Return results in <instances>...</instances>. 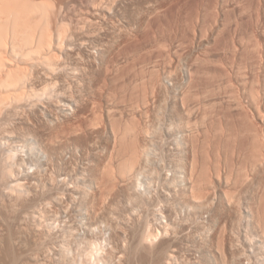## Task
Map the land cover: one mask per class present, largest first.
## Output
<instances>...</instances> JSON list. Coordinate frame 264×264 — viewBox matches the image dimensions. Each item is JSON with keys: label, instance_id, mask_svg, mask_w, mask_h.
Returning <instances> with one entry per match:
<instances>
[{"label": "bare ground", "instance_id": "obj_1", "mask_svg": "<svg viewBox=\"0 0 264 264\" xmlns=\"http://www.w3.org/2000/svg\"><path fill=\"white\" fill-rule=\"evenodd\" d=\"M82 1V0H81ZM85 1H87V0H85ZM84 1V4L82 3V2H79V1H77V0H0V142L2 141V140H8V141H10L12 138H13V142H14V139L16 138V137H23L22 139L24 140V139H26V138H28L29 140H32V144H31V146H29V145H26V143H28V142H26L25 140L24 141H22L21 140V138H20V140L22 141V145H23V142H24V145L25 146H28L27 148L28 149H30L29 147H31V150H34V151H36V150H39V152H38V154L40 153V155H38L37 154V152H36V154H37V156L38 157H40L41 155L44 157L45 155H46V157H48V158H51V161L52 160H56L57 161V158H58V161L59 160H61V156L63 155V157L65 156L64 155V152H65V150H67V148H71V149H74V150H72V151H75V150H77V152H74L73 154H75V153H77L76 154V156L78 155V153H80V152H82V151H86V153H87V150L89 151L90 149H92V150H95V149H97V150H95L94 151V153H95V155H96V152L97 151H100V150H98L99 148H101L100 146H102V145H100L101 144V140H102V142H106V144H109L108 146H110L111 147V152H110V154H108L107 153V150L106 149H104V150H106V155H105V153L103 152V155H102V157L101 156H99V155H93V154H91V155H89V153L87 154V156L86 157H83V158H87V160L89 161V159H88V156L89 157H92V156H95V157H93V159H90V161L91 162H89V163H84V164H88V166H86V168H85V170L84 171H86V173H89V177L91 178V184H93V185H95V188H96V190H95V188L93 189V187H91V184L89 183V184H87L88 182H89V180L88 179H86L85 178V175H86V173L84 174L83 173V171H81V170H83V169H81L80 171L84 174H82L81 172H80V174H82V176L80 175L79 177H80V179H82V181L84 182V180L86 179V180H88V182H86V180H85V183L87 184V186L89 185L92 189L90 190L89 188H87V186L85 187L84 186V189H83V187H81L80 185L81 184H79L80 182L78 181L79 180V178H78V185L80 186V188H82L83 189V191H80L79 189L77 190L76 189V187H75V190H77V191H79V192H81V193H83L86 197L88 196V194H89V192L88 191H90L91 193H92V191L93 190H95V191H93V192H95L92 196H90V197H92L91 198V200L90 199H85V201L86 200H88L89 202L91 201V203H89V204H87V201L85 202V204H87L88 206H93V207H95V209H93V210H91V209H89L90 207H88L87 205V209L88 210H86V211H88L87 213H88V215H87V213H86V211H82L83 212V214H85L86 213V215L89 217V219H88V221H89V224L87 225V223L85 224L84 223V226L86 225L87 226V228H86V226L85 227H82V228H85V231L84 232H86V229H87V232L88 233H85L84 235H83V239H82V237L80 238V236H79V238H80V241L82 242H84L85 243V241L86 240H88V239H86V240H84L85 238V235H87L86 237H88V234H89V237H91V239H93V240H89V246L91 247V253H92V255L97 251V252H99L100 254H101V250H105V252H106V250H107V248L105 249H102L104 246H102L101 244H103V238H102V240H101V244L98 242L99 240L98 239H100V235H98L99 233H101L100 231H98V230H101L102 228H104L108 233H111L110 231H112L114 228H112V226L113 225H111V227H110V225H109V227H108V224H109V222H108V224H106L105 225V223L106 222H104V221H106L105 219L103 220V221H99V220H102L101 218H107V219H109V214H107L106 212V216L104 215V213L102 212V213H100L102 210L103 211H105L104 209H101L100 211H99V209L100 208H105L104 206L106 205V203L108 202L107 201V198H108V200H109V197L108 196H111V194L114 196V194H113V192H116V190H120V191H118L119 193L123 190H128V192H129V195L130 196H128V194H127V197H126V199H129V200H126L127 202L129 201V204H131L130 202H134L135 203V201H136V199H137V201H138V196H141L142 194H144L145 193V189H146V193H147V191H149V190H147V187H145V188H142V189H144V191H142V192H140V189H141V187H143V186H145V184H144V182L146 183L147 182V180L149 181V180H153V178L156 176L155 174L156 173H159L161 170H159V171H157L156 172V170L157 169H159V167H160V169H161V167L162 168H164L165 169V167H164V165L163 166H159L156 170H152V168L153 169H155L154 168V166H152V164L154 163L153 162V160L154 159H158V158H154L153 160L152 159H150V158H152V154H154L153 153V148L155 149L156 147H154V145H158V141H160V140H158L157 141V139L154 141V143L157 141L158 143H153V141H152V137L153 136H155V135H158L159 133L158 132H160V130L159 129H157V130H159L158 132H157V130H156V132L154 131V127L156 126V121H155V123H153V125H154V127L152 128L153 129V131L154 132H152L151 130V127H152V125H149V126H151L150 127V129L148 128V123H149V121H148V118L150 117V115L148 114V110L149 109H147L146 110V107L148 108V106L147 105H150V102H153L154 104L155 103H160V102H162L161 101V97L159 98L160 99V101H159V99H157L159 102H157V100H156V102H155V97H156V95H164V96H166L167 98L168 97H171V92H175L174 94V97L172 96L170 99H171V101L172 102H170V100H169V103H168V101H167V99H166V101H167V103L168 104H170V103H172V105H171V107H172V109H171V107L169 108L168 107V109H171V111L174 113V112H177V114H175L177 117H178V115H180V121H181V115H182V117H184V115H185V118H187L186 119V121H188L189 123H190V121L192 120L191 119V117H192V114L193 113H191V111L193 110L194 111V109H192V107H189V104H188V107L189 108H191V109H188L187 110V108H185V105H187L186 104V102L187 101H189V103L191 104V102H193V101H195V82L197 83L198 82V84L201 82L200 80H196V77H197V75H196V72H195V65L196 66H199V65H201L200 63L202 62V59H201V62L200 61H197V63L195 64V47H197V46H195L196 45V43L198 44H202L203 43V46H205L206 45V42H205V45H204V40H202V39H204L203 37H200V38H198L197 37V32L195 33V16L193 15V11H192V13L190 12V10H192V9H190V10H187L186 9V11L184 10V9H182V8H184V7H182L183 5L181 4L182 2H180V1H184L185 2V0H180V1H175V3H176V6H177V10H180V12L182 11V14H186V12L188 13V11H189V14L191 13V16L193 15L194 17H191L190 16V18L188 17V15H187V17H184V16H186V15H184L183 17V20H184V22H186L187 24H188V30H187V24L185 23V27H186V29H184L185 27H183V32L186 30L187 32H186V34L185 33H177V31H176V33L177 34H180L179 35V37L180 36H184L185 38H181L182 39V41L185 39L186 41H188V42H184V44L182 43V41H181V43H179L180 41V39L178 40V41H176V42H178L179 43V45H178V43H176L175 41V43L177 44L176 46H177V48L178 49H176L175 47H172L171 46V48H175V50H177V51H174L173 49H170V45H169V53L172 55L173 53H171V50H173L174 51V55L177 57V61L175 62V60L173 59V58H175V56L173 57V58H168L169 60H172V61H170L171 63H169V65H167V66H169V69L168 70H166V71H164L162 74H164V75H162L161 74V71H159L158 69H156V68H153L152 70H150V73L146 70V69H142V68H140V69H142L141 70V74H142V76H146V75H144L146 72H148L150 75V78L147 80V81H141L140 83H138V81H136V83H134L133 82V80L134 79H132V82L129 80V82H130V84H127L128 83V81H126V82H124L123 83V85L120 83V86H122V87H120L119 85V87H120V91H121V93H122V96H123V93H125L127 96H128V93L131 95L130 96V99L132 100V101H134L136 104H137V106L132 110V111H130L129 113H128V117H126V118H124V115H123V112L122 111H120L119 110V106H118V104L113 100V98L114 97H116V85H115V82L118 80V78L119 79H123V81H125L124 79H129V78H127L126 76H128V75H130L131 76V74L133 73V72H131V70L133 71V69L135 68L133 65V62H135V60H136V58H140L141 56H142V52L145 50V43L146 42H148V40L146 41L145 40V37H144V32H149V31H146L147 29H149V28H152L153 27V25L155 24L156 25V27H159V29L160 28H162V27H165L166 26V21H164V19H167L166 18V16L168 15V11H170L169 9L170 8H172L171 9V11L173 10V9H175L176 8V6H175V8H173L172 6H173V4H174V1L173 0H88L87 2H85ZM173 1V2H172ZM187 2H188V0H186ZM193 1V0H192ZM199 1V0H198ZM202 0H200V2H201ZM262 1V0H261ZM191 2V1H190ZM204 2V1H203ZM80 3H82V6H81V4ZM173 3V4H172ZM178 3V4H177ZM262 3H264L263 1H262ZM172 4V5H171ZM181 4V5H180ZM183 4H185V3H183ZM193 5H194V3H192ZM191 4V5H192ZM80 5V6H79ZM175 5V4H174ZM186 5V4H185ZM219 5H221V9H220V11L221 12H223L224 11V9L226 8V2H225V0H215L214 1V5H213V11H214V13H213V11H212V13L215 15V14H217V15H215V17H213L214 18V20H215V25H217V27L218 26H222L221 24L222 23H217L218 22V20L217 19H215V18H217L218 17V13H219ZM169 6H171V7H169ZM190 7V6H189ZM188 7V8H189ZM167 8H169L168 9V11H167ZM187 8V7H186ZM165 9H166V12L167 13H165ZM176 10V9H175ZM176 10V11H177ZM227 10V9H226ZM225 10V11H226ZM224 11V12H225ZM179 11H177V14L178 13H180ZM195 12V11H194ZM223 12V13H224ZM171 13V12H170ZM169 13V14H170ZM177 14H175L174 15V10H173V14L171 13V15H174V16H176ZM181 14H179V16H180ZM169 16V15H168ZM174 16H172L173 18H171L170 17V19H172V21L174 22V23H176L177 22V28H179L178 27V25L180 24H178V21H176L177 20V18H179V16L177 17L176 16V19L174 18ZM164 18V19H163ZM191 18H192V20H191ZM168 19H169V17H168ZM174 19V20H173ZM179 20V19H178ZM251 20H252V18H251ZM169 21V20H168ZM180 21V20H179ZM180 22H182V20L180 21ZM183 22V23H184ZM191 23V24H190ZM253 23V22H252ZM167 24H168V22H167ZM170 24H171V22H170ZM255 24V23H254ZM169 25V24H168ZM166 26V27H170V26ZM175 25L176 24H174V25H171L172 27H170V31H171V28H172V30H175ZM194 25V26H193ZM224 25V24H223ZM173 26L175 27L174 29H173ZM181 26H182V24H181ZM155 27V26H154ZM136 29V31H135V29ZM176 28V29H177ZM164 29V28H163ZM166 30H164L165 31V33L167 34L168 32H170V31H168V29L167 28H165ZM150 30V29H149ZM180 30H181V27H180ZM179 30V31H180ZM155 31V30H154ZM159 32H161V33H163V31H160V30H158ZM168 31V32H167ZM182 31V30H181ZM180 31V32H181ZM151 32H152V30H151ZM173 32V31H172ZM171 32V33H172ZM156 32H154L153 34H151V35H154ZM165 33H163V34H165ZM176 33H174V34H176ZM162 34V35H163ZM165 34V35H166ZM170 33H168V35H169ZM176 34V35H177ZM219 34V33H218ZM142 36L143 35V37H139V36ZM156 35V34H155ZM157 35H159L160 36V33L158 34L157 33ZM161 35V36H162ZM206 35V34H205ZM204 35V36H205ZM150 35H148V37H149ZM171 36H172V34H171ZM178 36V35H177ZM201 36H203V35H201ZM153 37V36H152ZM175 37V40H177V38H176V36H174ZM173 37V38H174ZM178 37V38H179ZM210 37V36H209ZM212 37V36H211ZM210 37V38H211ZM215 37V36H214ZM165 38V37H164ZM167 38V37H166ZM169 38V37H168ZM213 38V37H212ZM149 39V38H148ZM170 39V38H169ZM206 39V38H205ZM151 40H153V39H151ZM150 40V41H151ZM167 40V39H166ZM165 40V41H166ZM184 40V41H185ZM155 41H156V38H155ZM168 41V40H167ZM209 41H212V39H208V42ZM145 42V43H144ZM143 43H144V45H143ZM149 43V42H148ZM151 43H152V41H151ZM161 44H163V42L161 41L160 42ZM210 43V42H209ZM166 45V44H165ZM172 45H173V40H172ZM163 46H164V44H163ZM162 46V47H163ZM202 46V45H201ZM207 46V45H206ZM205 46V47H206ZM146 47H148L147 45H146ZM167 49H168V47L167 46H165ZM164 48V47H163ZM166 48H164V50L166 49ZM199 48V47H198ZM203 48V47H202ZM144 49V50H143ZM166 49V50H167ZM189 50V52L190 53H187V54H184V50ZM258 47H256V49H255V51H254V53H253V55H255L254 56V58H256L257 56H258ZM151 50V49H150ZM150 50H148L149 52H150ZM165 50V54L167 55H169V53H167L168 51H166ZM179 50H181L180 51V53L181 52H183V54L181 53H179ZM183 50V51H182ZM148 51H146V52H148ZM172 51V52H173ZM154 52V51H153ZM163 52V51H162ZM185 52H187V51H185ZM244 52H246L247 53V55H249V50L247 49V48H244ZM144 53V52H143ZM147 55H150V54H146L145 53V55L143 54V60H144V56H147ZM153 55V54H152ZM151 55V56H152ZM171 55H170V57H171ZM150 58V57H149ZM138 60H140V59H138ZM142 60V59H141ZM146 60V59H145ZM206 61L207 60H203V62L204 63H206ZM198 62H199V65H198ZM136 64V63H135ZM137 67V66H136ZM199 68H201V67H199ZM138 69V68H137ZM146 70V71H145ZM135 71V70H134ZM183 71V72H182ZM130 72V73H129ZM137 72V71H136ZM139 72H140V70H139ZM147 73V74H148ZM204 73L206 74L207 72H204L203 71V73H200V69L198 70V77H199V75L201 74L202 76L204 75ZM135 74V73H134ZM124 76V77H123ZM134 76V75H133ZM132 76V77H133ZM136 76V75H135ZM137 76H138V74H137ZM140 77H141V75H140ZM198 77H197V79H198ZM117 78V79H116ZM201 77H199V79H200ZM145 79V78H144ZM119 81V80H118ZM117 81V82H118ZM135 81V80H134ZM97 83V82H101V84L102 83H104L106 86L108 85V83L109 84H111L110 86L112 87V85H114V90H115V94H114V90L111 88V91L113 92V95H112V93L111 92H109V90H108V86H107V92H109V93H111V94H109L108 95V93L106 94V95H103L105 92L100 88V87H97V89L98 88H100V90H102L103 91V93L101 94V93H99V95L97 94L98 92L95 90L96 88L94 87V85H97V84H94V83ZM94 84V85H93ZM101 84L99 85V86H101ZM106 86H101L102 88H105ZM109 86V87H110ZM117 86V87H118ZM106 89V88H105ZM110 89V88H109ZM100 90H98V91H100ZM117 90H119V89H117ZM119 91V92H120ZM95 92H97L96 93V95L95 94H92V93H95ZM101 92V91H100ZM120 93V94H121ZM94 95V96H96L97 97V95H98V97H101L102 95L103 96H107V101H105V97H103V98H105L104 99V102H106V108H105V111H103V109H101L100 110V103H102L103 105H104V102H99V103H97L98 101H96V100H94V101H92V100H90L89 98L87 99L88 101L90 100V101H92L93 102V105H90L89 106V102L86 100V97L87 96H92V95ZM169 94H170V96H169ZM168 95V96H167ZM93 97V96H92ZM129 97V96H128ZM250 97H251V99H252V101H253V108L255 109V113L257 114V112H258V98H259V94H258V92L254 89V90H252L251 91V95H250ZM102 98V97H101ZM103 98H102V100H103ZM156 98H158V96L156 97ZM165 98V97H164ZM223 98V97H222ZM93 99H94V97H93ZM169 99V98H168ZM191 99H193V101H191L190 102V100ZM213 99V101H212V107L214 108L215 106H217V105H222V103H225V102H227V101H225L224 102V100H223V102L221 101L222 99H221V97L220 96H218V97H215V98H212ZM89 103H87V102ZM165 101V99L163 100V102H166ZM211 101V100H210ZM140 102H141V104H140ZM162 102V103H163ZM94 103H97V104H99V106L100 107H98V109H97V107L96 106H98L97 104L94 106ZM152 103V104H153ZM188 103V102H187ZM195 103V102H194ZM92 104V103H91ZM139 104H140V106L141 105H144L142 108L141 107H139ZM157 104V105H158ZM146 105V106H145ZM162 106L161 107H163V110H165L164 109V106H166V103H165V105L164 104H161ZM211 105V104H210ZM229 106L230 108H234L235 110H237L238 111V115H240L242 118H244L245 120H247V121H251V117L249 116V111H248V109H247V107L245 106V105H243V103H242V101H241V99H236L235 101H232V102H230V103H227L226 104V106ZM105 106V105H104ZM104 106H102V107H104ZM152 106H154V105H152ZM159 106H160V104H159ZM158 106V107H159ZM191 106H192V104H191ZM224 106V105H223ZM228 106L227 107H224L226 110H228V111H230V110H232V109H230V108H228ZM93 107V108H92ZM96 107V108H95ZM101 107V108H102ZM157 107V110H159V108ZM194 107V106H193ZM89 108H90V110H91V112H88L89 111ZM150 108V107H149ZM223 108V107H222ZM228 108V109H227ZM151 109V108H150ZM155 109H156V106H155ZM161 109L162 108H160V112H158V114H157V111H156V115H155V117L158 115V116H160V115H163L162 113H161ZM168 109H166V113H167V111H168ZM162 110V111H163ZM207 111L208 110H210V109H206ZM213 110V109H212ZM171 111H169L168 112V114L169 113H171ZM207 111H205V113H204V115H203V117H202V121H205L206 120V118L208 117V114H209V116H210V113H208ZM215 111V110H214ZM155 112V111H154ZM195 112V111H194ZM207 112V113H206ZM213 112V111H212ZM88 113H89V115L90 116H88ZM92 113V114H91ZM126 113V112H125ZM150 113V112H149ZM159 113H161V114H159ZM216 113V112H215ZM167 114V115H168ZM195 114V113H194ZM213 114H214V112H213ZM87 115V116H86ZM126 115V114H125ZM148 115H149V117H148ZM151 115H152V113H151ZM166 115V114H165ZM170 115V116H169ZM168 116V118H170V117H172L171 115H172V113L171 114H169ZM175 115H173V116H175ZM215 115V114H214ZM164 116V115H163ZM175 116V117H176ZM191 116V117H190ZM194 116V115H193ZM257 116L259 117V119L260 120H262V121H264L263 119H264V116L263 115H261L259 112H258V114H257ZM152 118H153V116H152ZM158 118V120H159V122L160 121H162L161 120V118H163V117H161L160 116V119H159V117H157ZM157 118H156V120H157ZM173 118V117H172ZM190 118V119H189ZM155 119V118H154ZM177 119V118H176ZM175 118H174V120H176ZM150 120V119H149ZM173 119H171L170 118V122L172 121ZM173 120V121H174ZM201 120V119H200ZM168 121V120H167ZM172 121V122H173ZM201 121V122H202ZM147 122V123H146ZM171 122V123H172ZM194 122V124H195V121H193ZM193 122H191L190 124L192 125V123ZM206 122V121H205ZM205 122H202L201 124L202 125H205ZM213 122V121H212ZM212 122H211V124H212ZM105 123V125H103ZM142 123H146L147 124V126H145V125H143ZM157 123H158V121H157ZM160 123H162V122H160ZM164 123V122H163ZM167 123V122H166ZM171 123H170V127H172V128H170V130H172L173 129V126H175L174 128V130H175V134H177L176 133V130L181 126H178L179 125V122L177 121V122H174V124L175 123H177L178 125V127L176 126V125H174L173 123V126L171 125ZM182 123H185V121L183 122V120H182ZM187 123V122H186ZM217 122H215V124H216ZM84 124H87L86 126L84 125ZM142 124V125H141ZM149 124H151V122L149 123ZM180 124H181V122H180ZM193 124V125H194ZM103 125V126H102ZM108 126V131L106 130V128L104 127V126ZM160 125V124H159ZM158 124H157V127H160L161 128V125H163V124H161L160 126H159ZM185 125V124H184ZM184 125H182V126H184ZM187 125H188V123H187ZM214 125V124H213ZM83 126L85 127V128H87V130L85 131V128L83 129ZM106 126V127H107ZM167 126H168V124H167ZM190 126V125H189ZM157 127H155V128H157ZM162 127H164V126H162ZM166 127V126H165ZM176 127H177V129H176ZM184 127H187L186 125L184 126ZM193 127L194 126H192V128L190 129V130H194L195 129V127H194V129H193ZM213 127V126H212ZM212 127H211V129L209 128V131H208V129H205V130H203L202 132H204L205 131V133H204V135H205V138L203 137V139H205L204 140V144H207L208 145V143H209V141L211 140V138H210V135L212 134V133H209V132H211V130H212ZM218 126L216 125V128H215V125H214V127H213V129H214V132H215V134H213L212 135V140L215 142V143H217V144H220V145H218V147L216 148V149H214V150H216V153L214 154L215 156H213V157H215V160L212 162V164H211V159H209L210 157L208 156L212 151H210V153H207L208 155H206L204 152L202 153V151H204V150H207L206 148V145H205V149H201L202 151H200L199 152V155H200V153L202 154V155H200V157L198 158L197 156H199V155H197L196 153H195V151L197 152L198 150L196 149V148H194V149H196L193 153H192V151L190 150H188V149H190L192 146L194 147H196V145L194 144V145H192L193 143H196L195 142V139H197V137L196 136H198L199 135V133L198 132H196V136H195V132L193 131V132H190V130H189V128L187 129H185V132L184 133H186L187 131L186 130H188V136L186 135V134H184L183 132V134L184 135H186V136H184L185 138L186 137H189L190 139H189V141L192 143V144H190V142H189V148L187 149L190 153H188V155L190 154V155H192V156H187L186 158L188 159L189 157L190 158H192V159H188V160H190V161H188L187 162V160H186V158H185V156H186V154L187 153H185V151H183V148H185L186 146H184L185 144H187V143H184V145H182L181 144V142L182 141H184V140H182V138H181V134H180V132L183 130V127H181V129L182 130H180V128H179V134H180V138H181V140L179 141L178 140V134H177V136L176 137H178L177 138V141H178V143L179 144H181L180 145V147H183V148H181L182 149V151L185 153V156H183L184 155V153L182 152V154L180 153H178V154H175V153H172V154H175L174 156L172 155V161H174V166L172 165V172L170 171V173L172 174L173 172L175 173V175L177 176V175H179V177H180V180L181 181H178L179 180V178H175L174 177V180L176 181V179H178L177 181V183H181L180 185L181 186H179V184H176V185H178V187L180 188H182L181 190L179 189V188H177V189H179V190H177L178 192H181L180 194H181V196H180V194H179V196H180V198L179 197H177V199L179 200H181V201H178L177 199H176V196L178 195V193H177V191L175 192V193H177V194H175V199L178 201L177 203H175V204H178L179 206H174L173 204H171V206L169 205V204H167V205H169L170 207H168L169 209H170V211H171V208H172V212H173V215H174V213H175V211H173V210H175L174 208H178V209H176L177 211L179 210V207H180V203L182 202V199H184L183 201L185 202V200L187 201V203H190V204H188L189 206H190V208L188 207V208H185V207H183V208H185V209H183L182 207H180L181 209H183L184 210V212L185 211H187V213L189 214V210H190V212L192 211V212H195V211H199V212H201V210H203V209H210V210H208V212H209V214H210V212L211 213H213V214H208V216L210 217V216H212L210 219L209 218H207V220L210 222V224L209 225H212L213 223V226L216 224V223H218V222H222V220L223 219H227V222L226 223H229L228 222V219L229 220H231L232 221V224L237 220L238 221V223L240 222V225L242 224V221L241 220H243L244 221V219H247V218H245V217H247L246 215H245V217L242 215V212L240 213V211H242V209H239L238 210V208H241L240 206H238L240 203H239V201H236L237 203H239V204H237L236 202H235V200H236V198H237V196L236 195H234V193H235V190L234 191H232V189L230 188L231 186H230V181H232V178H235V177H232L231 175V173L230 172H228V169L229 168H227V170L225 169V166H228V167H230V162H227V163H225V165H224V167H223V165H221L222 163H221V159H223V158H221L220 156H222V155H219V153H221L220 151V147H221V145L223 144V145H225V143H227L228 141H232L233 140V138H235V134H233V136L231 135V134H227L228 135V138L227 137H225V136H227L226 135V133H225V136H223L224 135V132L226 131L225 129V131L223 130V128H222V125H221V127H219V128H217ZM103 128H105V129H103ZM167 128V127H166ZM199 129V128H198ZM197 130V129H196ZM251 130H253V132H254V134H253V139L251 140L252 141V145H251V154H250V159H251V162L248 164V165H251V168H255L256 169V167H257V169L259 168V167H264V137L260 134V132H259V129H258V127L257 126H253V128L251 129ZM150 131L152 132V134L150 133ZM164 131V130H163ZM184 131V130H183ZM198 131V130H197ZM161 132H162V130H161ZM165 132V131H164ZM171 132V131H170ZM191 133V135H190V133ZM227 132V131H226ZM156 133V134H155ZM167 133V132H166ZM197 133H198V135H197ZM223 133V134H222ZM151 134V135H150ZM164 134V133H163ZM172 134V133H171ZM161 135V134H160ZM159 135V136H160ZM168 135V134H167ZM203 135V134H202ZM237 135V134H236ZM164 136H165V134H164ZM169 136V135H168ZM173 136H174V134H173ZM200 136V135H199ZM198 136V137H199ZM170 137V136H169ZM172 137V136H171ZM175 137V136H174ZM236 137H238V136H236ZM155 138H157V136L155 137ZM154 138V139H155ZM185 138H183V139H185ZM202 138V137H201ZM201 138H199V140L197 139L196 141H198L197 143H199V141H201L202 139ZM210 138V139H209ZM214 138H218L217 140L216 139H214ZM224 138H226V141H225V139ZM159 139H160V137H159ZM169 139V138H168ZM174 139V138H173ZM201 139V140H200ZM230 139V140H229ZM17 140H18V138H17ZM104 140V141H103ZM162 140H165L164 138L162 139ZM166 140H167V138H166ZM165 140V141H166ZM170 140H172V139H170ZM175 141H176V138L174 139ZM187 140V139H186ZM211 140V142H213ZM234 140H236V138L234 139ZM3 141V142H4ZM21 141H16L17 143L18 142H20L21 143ZM177 141H176V143H177ZM225 141V142H224ZM3 142H1L2 143V145H1V143H0V145L2 146V147H4V145H3ZM11 143H12V141H10ZM26 142V143H25ZM161 142V141H160ZM163 142V141H162ZM167 142V141H166ZM169 142V141H168ZM167 142V143H168ZM171 142V141H170ZM173 142V141H172ZM185 142V141H184ZM187 142V141H186ZM213 142V143H214ZM233 142V141H232ZM232 142H231V144H232ZM6 144H7V141L5 142ZM9 143V142H8ZM15 143V142H14ZM14 143H13V145H14ZM31 142L29 141V144H30ZM152 143L154 144L153 145V147H152ZM174 143V142H173ZM235 143V142H234ZM103 144V143H102ZM175 144V143H174ZM178 144V145H179ZM202 144H203V141H202ZM203 144V145H204ZM229 144V143H228ZM16 145V144H15ZM18 145V144H17ZM22 145H20L19 144V147L20 146H22ZM156 145V146H157ZM192 145V146H191ZM203 145H199L198 144V146H203ZM212 145V144H211ZM214 145H216V144H214ZM25 146H22L23 148H25L26 149V147ZM159 146H161V144H159ZM169 146V145H168ZM176 146H177V144H176ZM191 146V147H190ZM213 146V145H212ZM229 147H230V145H228ZM235 146V145H234ZM8 147H10V146H8ZM15 147L16 148H18L19 149V147H17V146H14V148H12V145H11V147H10V149L12 148V149H15ZM102 147H105V146H102ZM165 147H166V145H165ZM172 147V146H171ZM178 148H179V150H180V147L179 146H177ZM177 147H175V148H177ZM193 147L191 148L192 150H194L193 149ZM209 147H211V146H209ZM208 147V148H209ZM215 147V146H214ZM224 147L225 146H223V149H224ZM227 147V146H226ZM232 147V146H231ZM230 147V148H231ZM5 148V147H4ZM7 148V147H6ZM106 148V147H105ZM108 148V147H107ZM159 147H157L156 149H158ZM161 148H162V146H161ZM161 148H160V150H161ZM163 148H164V143H163ZM175 148L173 147V149L174 150H172V152L174 151L175 152ZM178 148L176 149V150H178ZM187 148V147H186ZM186 148L184 149V150H186ZM200 148H202V147H200ZM203 148H204V146H203ZM230 148H229V150L228 151H230ZM0 149H2L1 147H0ZM8 150H9V148H7ZM12 149H11V151H12ZM36 149V150H35ZM102 149V148H101ZM108 149H110V148H108ZM167 149V148H166ZM168 149H170L169 147H168ZM167 149V150H168ZM211 149V148H210ZM227 149V148H226ZM6 151V149L4 150L3 149V153L4 154H8V152H10V150L9 151ZM17 152H18V150L17 149H15ZM31 150H29V151H31ZM68 150H70V149H68ZM91 150V151H92ZM162 150H165V149H162ZM186 150V151H187ZM232 150H233V148H232ZM7 153H6V152ZM28 151V150H27ZM27 152L28 154L30 153V152ZM34 151H32V152H34ZM72 151H70V153L72 154ZM80 151V152H79ZM158 151V150H157ZM181 151V150H180ZM187 151V152H188ZM208 151V150H207ZM1 152V151H0ZM31 152V153H32ZM90 152V151H89ZM156 152V151H155ZM159 152L160 151H158V154H159ZM215 152V151H214ZM225 152V151H224ZM227 152V151H226ZM225 152V153H226ZM3 153H1L2 155V157H4V159H6V161H4L3 160V158L1 159V161L3 160V163H2V166L5 164V163H7V161L9 162V159L6 157L5 158V155L3 156ZM11 153H13V152H11ZM10 153V155H7V156H9V158L10 159H14V161H15V157H17V155H19V154H17V153H13V154H11ZM19 153V152H18ZM70 153H68L69 155H70ZM84 153V152H83ZM92 153H93V151H92ZM97 153H99V152H97ZM161 153V152H160ZM164 153H166V150H165V152ZM163 153V151H162V154H164ZM171 153V152H170ZM170 153H168V154H170ZM176 153H177V151H176ZM17 154V155H16ZM27 154V156H29ZM44 154V155H43ZM65 154H66V152H65ZM68 154H67V156H68ZM80 154H82V153H80ZM102 154V153H101ZM162 154H160V155H162ZM31 155H33V157L34 156H36L35 155V153L34 154H31ZM30 155V156H31ZM152 155V156H151ZM155 155V154H154ZM166 155H167V153H166ZM166 155H164V158H165V156ZM225 155H227L228 156V154H225ZM21 156V155H20ZM30 156H29V158H30ZM36 156V157H37ZM41 156V157H42ZM66 156V157H67ZM75 156V155H74ZM74 156H72V157H74ZM156 156H158V155H156ZM224 156V155H223ZM226 156V157H227ZM32 157V158H33ZM46 157H44V158H42L41 159V161H40V163L38 162V161H35L34 162V164H36V166H42L43 168H44V166H46L47 164H51L50 162V159H49V163L47 162V164L46 165H43L42 164V162L45 160V161H47L45 158ZM60 157V158H59ZM65 157V158H66ZM69 157V156H68ZM71 157V158H72ZM155 157V156H154ZM162 157V156H161ZM169 157V156H168ZM171 157V156H170ZM225 157V156H224ZM19 158V157H18ZM17 158V159H18ZM77 158V157H76ZM79 158V157H78ZM160 158V157H159ZM167 158V157H166ZM165 158V159H166ZM17 159H16V161H15V163L13 162V160H12V162H13V164H12V162H11V165H10V162H9V165L8 166H3L2 168H1V171H0V176L3 178L2 180H0L1 182L3 181V180H10V182L8 181L7 183H8V185L7 184H4L5 186H9V184H11V186H9V188L11 187V189H13V191L14 192H12L10 189H7L8 190V193H9V197L11 196V198L12 197H16L15 195H12V193L14 194V193H16L15 191H17L18 189L20 190V188L21 187H23L24 188V185H25V183L26 182H24V179L27 177V176H29V178L33 181V180H38V178H41L40 177V175L41 174H36L37 173V170L36 171H34V174H36L37 176H38V178H37V176H35V175H33L32 173H29V172H27V173H25V174H27V176L23 179L22 178V176H21V178L23 179H21V178H19L20 177V175H18V172L16 171V169L18 170L19 169V165H21L22 166V164H19L20 162H21V160H22V158H20L19 159V163H17L18 161H17ZM40 159V158H39ZM44 159V160H43ZM73 159H75V158H73ZM161 159V158H160ZM24 160V159H23ZM22 160V161H23ZM31 160V159H30ZM34 160V159H33ZM54 160V161H55ZM63 160V159H62ZM65 160H67V159H65ZM70 160V159H69ZM83 161L85 160V159H82ZM81 160V161H82ZM86 160V161H87ZM151 160V161H150ZM167 160V159H166ZM170 160H171V158H170ZM225 160V159H224ZM229 160V159H228ZM0 161V162H1ZM11 161V160H10ZM25 161V160H24ZM32 161V160H31ZM54 161H52V163H54ZM55 161V163H58V161L56 162ZM77 161V160H76ZM75 161V162H76ZM80 161V160H79ZM155 161V160H154ZM159 161V163H161V162H163V158H162V161L161 160H158ZM161 161V162H160ZM169 161V160H168ZM172 161H170V162H172ZM5 162V163H4ZM38 162V163H37ZM61 162V161H60ZM70 163H71V161H69ZM68 162V163H69ZM74 162V163H75ZM78 162V161H77ZM76 162V163H77ZM152 162V163H151ZM165 162V161H164ZM167 162V161H166ZM223 163L225 162V161H222ZM33 163V162H32ZM44 163V162H43ZM55 163H54V165H55ZM156 163H157V160H156ZM156 163H154L155 165H156ZM1 164V163H0ZM8 164V163H7ZM6 164V165H7ZM18 165L17 167L18 168H16V167H14L15 165ZM23 164H25V162H23ZM28 164V163H27ZM29 164H30V162H29ZM37 164H39V165H37ZM61 164H63L62 162H61ZM65 164V163H64ZM72 164V163H71ZM78 164V163H77ZM82 164H83V162H82ZM81 164V165H82ZM150 164H151V166H152V168H150ZM158 164V163H157ZM171 164V163H170ZM184 164L188 167V169H187V167L185 166L184 167ZM228 164V165H227ZM26 165V164H25ZM30 165H33V164H30ZM49 165H48V169H50L49 168ZM51 165H53V164H51ZM50 165V166H51ZM54 165H53V168H54ZM57 166H58V164H56ZM55 165V166H56ZM159 165V164H158ZM158 165H156V167L158 166ZM162 165V164H161ZM167 165V164H166ZM169 165V164H168ZM212 165V166H211ZM1 166V165H0ZM28 166V165H27ZM35 166V165H34ZM35 166V167H36ZM41 166L39 167L40 169H41ZM66 166V165H65ZM64 166V167H65ZM71 166V165H70ZM79 166V165H78ZM84 166V165H83ZM24 167H26V166H24ZM23 167V168H24ZM33 167V166H32ZM34 167V168H35ZM52 167V166H51ZM62 167V166H61ZM68 167H69V165H68ZM68 167H67V170H69L68 169ZM73 167V166H72ZM72 167H70V168H72ZM76 167V166H75ZM168 167V166H167ZM232 167V166H231ZM16 168V169H15ZM59 168H60V166H59ZM74 168V167H73ZM80 168H81V166H80ZM186 168V169H185ZM211 168H212V170L213 171H211ZM229 173H227L226 171V173H225V175H224V169ZM25 169V168H24ZM28 169V168H27ZM30 169H32V168H30ZM30 169H28L29 171H30ZM44 169H47V168H44ZM57 169H58V167H57ZM64 169V168H63ZM65 169H66V167H65ZM79 169V168H78ZM152 171H154V172H156L155 174L154 173H152L151 172V170ZM167 169V168H166ZM165 169V170H166ZM263 169V168H262ZM20 171L21 170H23L22 168H20L19 169ZM18 170V171H19ZM51 170V169H50ZM74 170H76V169H74ZM168 170H170V169H168ZM231 170V169H230ZM252 170H254V169H252ZM260 170H261V168H260ZM260 170H258V171H260ZM20 171H19V173H20ZM39 171V170H38ZM46 171H48V170H46ZM54 171H55V169H54ZM58 171V170H57ZM57 171H55V172H57ZM78 171V170H77ZM149 171L152 173H149ZM223 171V172H222ZM240 171H241V173H240ZM247 171V166H243L242 167V169H240L239 170V172L238 173H240V174H238V178H237V180L236 179H234V181L236 180V182H238V184H242V183H240V181H243L244 180V182L243 183H245V182H247L248 180H249V178H248V175L249 174H247L248 172H246ZM258 171L256 170V173L258 174ZM262 171V170H261ZM22 172V171H21ZM30 172H32V171H30ZM36 172V173H35ZM39 172H41V170L39 171ZM45 172V171H44ZM43 172V173H44ZM52 172V171H51ZM54 172V173H55ZM63 172V171H62ZM66 172V171H65ZM69 172H71V171H69ZM79 172V171H78ZM163 172L164 171H162L161 172V176H162V174H163ZM263 172H264V170H263ZM262 172V173H263ZM15 173H17L16 174V176H14V174ZM29 173V174H28ZM46 173V172H45ZM58 173H60L59 171L56 173V174H58ZM64 173V172H63ZM67 173H68V171H67ZM150 174L149 176H151V175H154V177L152 178L151 177V179L149 178V176H147V180H146V174ZM167 172H165V174H166ZM174 173L172 174V175H174ZM30 174H32V175H30ZM51 173H49V175H50ZM62 174V173H61ZM78 174V173H77ZM147 174V175H148ZM222 174L224 175V176H226L225 177V182L222 180L223 179V176H222ZM261 174V173H260ZM260 174H258V176L260 175ZM17 175L19 176L17 179H14V177H17ZM52 175H54V174H52ZM63 175V174H62ZM67 175H69V174H67ZM174 175V176H175ZM42 176V175H41ZM43 176H44V174H43ZM42 176V177H43ZM157 176H159L160 177V174H158ZM164 176V175H163ZM53 177L54 176H52V177H47L46 178V183L47 184H51V178L53 179ZM75 177V176H74ZM144 177H145V180L146 181H144ZM158 177V178H159ZM167 177V176H166ZM171 177V176H170ZM170 177H168V178H170ZM173 177V176H172ZM171 177V178H172ZM232 177V178H231ZM259 177H261V175L259 176ZM263 177V176H262ZM28 178V177H27ZM28 178V179H29ZM54 178H56V176L54 177ZM64 178V177H63ZM69 178V177H68ZM87 178H88V175H87ZM89 178V179H90ZM149 178V179H148ZM155 178H157V177H155ZM157 178V179H158ZM164 178V177H163ZM18 179H20V180H22V181H20V180H18ZM42 179V178H41ZM41 179H39V180H41ZM45 179V178H44ZM67 179V178H66ZM84 179V180H83ZM246 179H247V181H246ZM31 180L28 182V184H30V183H32L31 182ZM43 180V179H42ZM41 180V181H42ZM54 180V179H53ZM59 179H56V180H54V181H58ZM64 180V179H63ZM68 180V179H67ZM70 180H72V179H70ZM70 180H68V181H70ZM166 180H168V179H166L165 178V182H166ZM173 180V179H172ZM171 180V181H172ZM261 180V179H260ZM28 181V180H27ZM40 181V182H41ZM44 181V180H43ZM42 181V183H44V186H42L43 188L44 187H46L45 185H46V183L45 182H43ZM60 181V180H59ZM76 181V180H75ZM81 181V180H80ZM81 181V182H82ZM154 181H155V179H154ZM158 181V180H157ZM160 181V180H159ZM22 182V183H21ZM35 182H37V184H33V185H35V187H36V191H38L39 190V187L37 188V186L36 185H38V181H35ZM35 182H33V183H35ZM67 182V181H66ZM74 182V181H73ZM72 182V183H73ZM82 182V183H83ZM121 182H122V184H121ZM150 182V181H149ZM149 182H148V185H149ZM168 182V181H167ZM167 182H166V184H167ZM236 182H234L233 184H235ZM4 183V182H3ZM5 183H6V181H5ZM55 182H53V184H54ZM71 183V182H70ZM152 183V182H151ZM170 183V182H169ZM2 184V183H1ZM22 184H24V185H22ZM28 184H26V185H28ZM53 184H51V186H53ZM56 184V183H55ZM64 184H65V182H64ZM64 184H63V186H64ZM77 184V183H76ZM122 187V186H124L123 187V189L121 190V189H119V188H117L119 185ZM147 184V183H146ZM154 184H156V183H154ZM163 184V183H162ZM165 184V186H167ZM3 185V184H2ZM25 185V186H26ZM32 185V186H33ZM43 185V184H42ZM57 185V184H56ZM61 185H62V183H61ZM66 185H67V183H66ZM92 185V186H93ZM147 185V186H148ZM161 185V184H160ZM160 185H158V186H160ZM218 185H220V190L218 189ZM1 186V185H0ZM32 186H29V187H32ZM40 186V185H39ZM57 186H60V185H57ZM57 186H56V188H57ZM77 186V185H76ZM78 186V187H79ZM88 186V187H89ZM119 186V187H120ZM156 186H157V184H156ZM169 186V185H168ZM167 186V187H168ZM171 186V185H170ZM174 186V183L172 184V187ZM222 186L223 187H225V188H223L222 189ZM234 186V185H233ZM237 186V185H236ZM4 187V186H3ZM2 187V189H4ZM28 187V186H27ZM27 187H25L26 189H27ZM47 187H50V185H47ZM69 186H67V188H68ZM77 187V188H78ZM148 187H151V184H150V186H148ZM153 187V186H152ZM263 187V188H262ZM261 188V192H260V194L258 195V199H259V201H258V199L256 198V201H255V204H256V202L258 203V205H254L255 207L256 206H258L257 208H255L253 205H252V207L254 208H252L254 211L252 212V210H251V208H250V212H247V213H249V215L248 216H250V217H248L249 218V220H250V218H251V221H252V219H254L253 221H252V223L254 222L255 224H256V228H258V230H253L254 232H256V234L259 236V237H261V239H263L264 238V184H263V186H262ZM1 188V187H0ZM6 188H8V187H6ZM41 188V187H40ZM63 188H66V187H63ZM73 188V187H72ZM132 188H133V191H132ZM161 188V187H160ZM170 188V187H169ZM173 188H175V187H173ZM172 188V190H174ZM242 188H244V187H242ZM16 189V190H15ZM25 189V190H26ZM32 189V188H31ZM31 189H28V191L30 190L31 191ZM34 189V188H33ZM46 189V188H45ZM47 189H49V188H47ZM46 189V190H47ZM52 189H54V187L52 188ZM51 188H50V190H48V191H50L48 194H49V196L48 197H50V193H51V190H52ZM59 189V188H58ZM62 189V188H61ZM69 189V188H68ZM81 189V190H82ZM86 189H89L88 191L86 190ZM149 189V188H148ZM158 189H159V187H158ZM157 189V190H158ZM166 189V188H165ZM218 189V190H217ZM231 189V190H230ZM235 189V188H234ZM246 189V188H245ZM6 190V189H5ZM6 190V191H7ZM9 190H10V192H9ZM18 190V191H19ZM35 190V189H34ZM44 190V189H43ZM56 190V189H55ZM60 190V189H59ZM73 191V192H77V191ZM130 190H131V193H133V192H135L134 194H131L130 193ZM150 190H152V188H150ZM160 190V189H159ZM158 190V191H159ZM168 190V189H167ZM214 190V192H213V196L211 195L212 194V191ZM3 191V190H2ZM20 191H24L23 189H21ZM27 191V192H28ZM34 192L35 194L37 193V192ZM41 191H42V189H41ZM45 191V190H44ZM66 191V190H65ZM64 191V192H65ZM219 192L220 194L219 195H216V192ZM223 191V192H222ZM1 192V191H0ZM4 192V191H3ZM12 192V193H11ZM26 192V193H27ZM40 192V191H39ZM38 192V196H39V193ZM52 192H54V191H52ZM63 192V191H62ZM77 193V194H80V193ZM127 192V193H128ZM163 192H164V189H163ZM166 192V191H165ZM164 192V193H165ZM222 192V193H221ZM236 192H237V190H236ZM7 193V194H8ZM25 193V192H24ZM23 193V194H24ZM32 195L31 196H33V190H32V192H30ZM58 193V192H57ZM70 193V192H69ZM119 193H115V194H118L119 195ZM255 193H257L258 194V192H255ZM6 194V193H5ZM6 194V195H7ZM11 194V195H10ZM17 194V193H16ZM21 194V195H20ZM20 197L22 196L23 197V194L20 192ZM34 194V195H35ZM44 194V193H43ZM42 194V195H43ZM63 194V193H62ZM61 194V195H62ZM65 194V193H64ZM71 194V196H72V194L73 193H70ZM70 194L68 195L69 197H70ZM74 194H76V193H74ZM73 194V195H74ZM122 194H126V192H124V193H122ZM150 194V192L147 194V195H149ZM167 194V193H166ZM166 194H165V196H166ZM168 194H173V193H168ZM167 194V195H168ZM173 194V195H174ZM237 194V193H236ZM254 194V193H253ZM256 194V195H257ZM4 195V194H3ZM2 195V196H3ZM5 195V196H6ZM19 195L17 194V197H19ZM56 196H58L57 194H55ZM83 195V196H84ZM117 195V196H118ZM145 195V194H144ZM147 195H145V196H147ZM153 195V194H152ZM156 195V194H155ZM2 196H0L1 198H2ZM29 196V198H30V194L28 195ZM36 196V195H35ZM41 196V195H40ZM44 196V195H43ZM42 196V197H43ZM47 196V195H46ZM53 196H54V194H53ZM53 196H51L50 197V199L53 197ZM55 196V197H56ZM66 196V195H65ZM76 196H78V195H76ZM80 196H82V194L80 195ZM83 196L81 197V199L83 198ZM113 196H111L112 198H113ZM120 196L121 197H123L121 194H120ZM143 196V195H142ZM144 196V197H145ZM151 195H149V197H150ZM157 196V195H156ZM159 196V195H158ZM161 196V195H160ZM159 196V197H160ZM163 197H165L164 196V194L162 195ZM169 196V195H168ZM172 196V195H171ZM215 196H217V197H215ZM235 196H236V198H235ZM8 197V198H9ZM20 197H19V200H20ZM25 197H26V195H25ZM24 197V198H25ZM47 197V198H48ZM74 197H75V195H74ZM74 197H73V199H74ZM79 197V196H78ZM89 197V196H88ZM110 197V198H111ZM116 197V196H115ZM114 197V198H115ZM119 197V196H118ZM125 197H123L122 199L123 200H121V202H120V197L119 198H117V199H119V202L122 204V201L124 202L125 201ZM143 197V198H144ZM170 197V196H169ZM168 197V198H169ZM257 197V196H256ZM4 198V197H3ZM8 198H6L5 197V199H6V201H7V199ZM27 198V197H26ZM29 198H28V200H29ZM34 198H36V197H33V199H31V201L33 200V201H35L34 200ZM62 198H63V195H62ZM61 198V199H62ZM65 198V197H64ZM68 198V197H67ZM115 198V199H116ZM154 198V197H153ZM234 198H235V200H234ZM14 199H17V198H13V200ZM21 199H23V198H21ZM36 199H39V198H36ZM50 199L48 200V202H50ZM55 199V198H54ZM60 197H59V199H57V201L59 202L60 200ZM71 199V198H70ZM72 199V200H73ZM115 199H113V201L115 200ZM147 198H144V200H142V199H139L140 200V202L138 201V203L140 204V203H142L141 202V200L143 201V203H145L144 201L146 200ZM157 199V198H156ZM161 199V198H160ZM255 199V198H254ZM25 200H27V199H25ZM46 200V199H45ZM45 200H43L45 203H46V201ZM52 200H53V198H52ZM52 200H51V202H52ZM64 200V199H63ZM80 200V199H79ZM79 200H78V202H79ZM132 200V201H131ZM133 200H135V201H133ZM148 200V199H147ZM176 200H173L174 202L176 201ZM241 200V199H240ZM1 201V200H0ZM5 200L3 199V202H4ZM5 201V202H6ZM9 201H11L10 202V206H11V203L13 204L14 203V201L12 202V199H10ZM15 201H17L16 202V204L18 203V200H15ZM32 201V202H33ZM56 201V202H57ZM68 201V200H67ZM82 201V200H81ZM80 201V202H81ZM110 201V200H109ZM118 201V200H117ZM115 202L114 201V204H113V206L115 205V206H117L119 203L118 202ZM124 202V203H127V202ZM136 201V202H137ZM155 201V200H154ZM168 201V200H167ZM170 201V200H169ZM2 202V203H3ZM21 202H22V200H21ZM32 202H30V201H28V202H26V203H32ZM47 202V203H48ZM66 201H64V203H65ZM74 202V201H73ZM79 202V203H80ZM82 202H84V201H82ZM81 202V205H80V208L79 209H81V206L83 205V203ZM112 202V201H111ZM147 202L148 201H146V203H145V208H149V206H146L147 205ZM150 202V204H151V201H149ZM159 202V201H158ZM160 202H162V201H160ZM165 202V201H164ZM171 202V201H170ZM1 203V202H0ZM35 203V204H34ZM40 203V202H39ZM38 203V204H39ZM52 203H55V202H52ZM63 203V202H62ZM67 203V202H66ZM69 203V202H68ZM76 203V202H75ZM79 203H78V205H79ZM117 203V204H116ZM123 203V204H124ZM153 203V202H152ZM157 203V202H156ZM183 203V202H182ZM181 203V206L183 205V204H185V203H183L182 204ZM186 203V204H187ZM16 204L14 203V205L16 206ZM22 204H24V203H22ZM37 204V202H33V204H32V207L34 208V206L35 205H38ZM42 204H43V202H42ZM41 204V205H42ZM56 205H57V203H55ZM59 204V203H58ZM60 204H61V202H60ZM58 205L59 207H61L62 205ZM70 204V203H69ZM121 204L119 205V207L121 206ZM137 204V203H136ZM160 204V203H159ZM186 204L184 205V206H186ZM13 205V207H15ZM19 205V204H18ZM16 206L15 208L18 210V208L20 207V206ZM26 204H24V206H25ZM43 205H45V204H43ZM49 205V204H48ZM111 205V204H110ZM109 205V206H110ZM125 205V204H124ZM123 205V206H124ZM134 204H132V206H133ZM138 205V204H137ZM142 205V204H141ZM141 205H139L140 207H142ZM153 205V204H152ZM157 205H158V203H157ZM165 205V204H164ZM2 206V205H1ZM5 206V205H4ZM8 206V205H7ZM27 206H29L28 204H27ZM27 206H25L26 208H27ZM31 206V205H30ZM63 206H64V204H63ZM73 206V205H72ZM115 206H114V208L113 209H115ZM122 206V208H125V206L123 207ZM128 206V205H127ZM126 206V208L128 209L129 207H127ZM135 206V205H134ZM143 206V207H144ZM151 206V205H150ZM154 206H155V204H154ZM162 206V205H161ZM173 206H174V208H173ZM241 206H242V204H241ZM248 206H250V205H248ZM6 207V206H5ZM24 207V208H25ZM37 207V206H36ZM35 207V208H36ZM40 207V206H39ZM42 207V206H41ZM40 207V208H41ZM45 207V206H44ZM46 207H47V205H46ZM50 207H53V206H48V212H49V210H51V209H49ZM56 207V206H55ZM67 209H70L71 210V208L70 207H67V206H65ZM74 207V206H73ZM84 207H85V205H84ZM118 207V208H119ZM136 207V206H135ZM135 207H133V209L135 208ZM139 207V208H140ZM142 207V208H143ZM156 207V206H155ZM165 207V206H164ZM167 207H166V212H168V210H167ZM187 207V206H186ZM251 207V206H250ZM2 208V207H1ZM0 208V209H1ZM11 208V207H10ZM33 208H29L28 207V211L30 212V210L31 209H33ZM35 208H34V210H35ZM63 208V207H62ZM62 208H61V210H62ZM76 208V207H75ZM82 208H83V206H82ZM110 208H112V207H110ZM117 208V207H116ZM126 208H125V211H126ZM130 208H132L131 206H130ZM141 208V209H142ZM151 208V207H150ZM162 207H160V209H161ZM195 208H197V210L195 209ZM5 209V208H4ZM7 209V211L6 212H8V210L10 211V209L7 207L6 208ZM53 209V208H52ZM78 209V210H79ZM106 209V208H105ZM153 209V208H152ZM164 209V208H163ZM194 209H195V211H194ZM255 209H256V211H255ZM17 210H15V211H17ZM27 210V209H26ZM33 210V211H34ZM36 210H38L39 211V209H37L36 208ZM35 210V211H36ZM44 210L45 209H43V212H44ZM60 210V212L62 213L64 210H62L61 211ZM83 210V209H82ZM91 210V211H90ZM137 210V209H136ZM147 210H149V209H147ZM182 210V211H183ZM13 211V210H12ZM32 211V210H31ZM33 211H32V213H31V215L33 214ZM47 211V208H46V210H45V212ZM54 212V210H51V212ZM109 211V210H108ZM111 211V210H110ZM121 211H122V209H121ZM124 211V212H125ZM143 211V210H142ZM145 211V210H144ZM143 211V212H144ZM149 211H151V212H148V214L149 213H152L153 211L152 210H149ZM156 211V210H155ZM159 212H160V210H158ZM158 211H156V212H158ZM163 211V210H162ZM169 211V212H170ZM180 211L181 210H179V213H180ZM197 211V212H198ZM205 211V210H204ZM238 211H239V213H238ZM19 212V211H18ZM18 212H16V214L18 213ZM40 212V211H39ZM39 212H37V213H39ZM57 212H59V210L57 211ZM57 212H54L55 213V215H56V213ZM59 212V213H60ZM67 212V211H66ZM65 212V213H66ZM69 212V211H68ZM79 212V211H78ZM81 212V213H82ZM85 212V213H84ZM119 212H120V210H119ZM129 212V211H128ZM132 212V211H131ZM156 212L154 213V215H156L155 217L157 218L159 215L158 214H156ZM164 212V211H163ZM171 212V213H172ZM183 212V213H184ZM191 212V213H192ZM207 211H205L204 213H206ZM207 212V213H208ZM2 213H3V211H2ZM10 214L12 213V212H9ZM21 213V212H20ZM42 213V212H41ZM40 213V214H41ZM54 213H53V215H54ZM64 213V214H65ZM70 213H72V212H70ZM80 213V214H81ZM113 213V212H112ZM115 213V212H114ZM117 213V212H116ZM130 213V212H129ZM128 213V214H129ZM139 213H140V211H139ZM165 213V212H164ZM163 213V214H164ZM171 213H169L170 215H171ZM190 213V214H191ZM203 213V212H202ZM204 213H203V215H204ZM207 213H206V215H207ZM244 213V212H243ZM4 214V213H3ZM27 214V213H26ZM25 214V216H26V218H27V215ZM45 214H46V216H45ZM47 214L48 213H43V215H44V217L43 218H45V220L47 219V217L48 216H50V214L52 215V213H50L48 216H47ZM74 214H75V212H74ZM78 214V213H77ZM101 214H103V216H101ZM131 214V213H130ZM132 214H134V212L132 213ZM132 214H131V216H132ZM145 214V213H144ZM147 214V213H146ZM162 214V213H161ZM160 214V216H165V215H161ZM182 214V213H181ZM187 214V215H188ZM189 214V215H190ZM238 214H241V220H239L240 219V217H239V219H237V215ZM19 214H17V216H18ZM28 215H29V213H28ZM34 215V217H35V214H33ZM52 215V216H53ZM54 215V216H55ZM57 215H59L58 213H57ZM57 215H56V217H57ZM62 215H63V213H62ZM69 215V214H68ZM86 215H85V219H86ZM108 215V216H107ZM122 215V214H121ZM136 215V214H135ZM137 215H138V211H137ZM136 215V216H137ZM141 214H139L138 216H140ZM143 215V214H142ZM141 215V216H142ZM150 215V214H149ZM152 215V214H151ZM153 215V216H154ZM158 215V216H157ZM170 215H168V214H166V216H167V218L170 216ZM176 215V214H175ZM193 217L195 216V215H197V214H194L193 215V213L191 214ZM3 216V215H2ZM9 216V215H8ZM42 216V215H41ZM53 216V217H54ZM69 216H72V215H69ZM78 216V215H77ZM123 217H124V215H122ZM128 216V215H127ZM126 216V217H127ZM131 216L129 217V219L131 218ZM147 216V215H146ZM160 216L157 218V219H159L160 218ZM178 217H179V215H177ZM183 216H184V214H183ZM201 216V215H200ZM5 217H7V216H5ZM11 217V216H10ZM12 217H14V213H13V216ZM15 217H16V215H15ZM53 217H49V218H53ZM81 217V216H80ZM87 217V218H88ZM112 217H113V215H112ZM117 217V216H116ZM123 217H121V218H123ZM150 217V216H149ZM149 217H147V218H149ZM171 217V216H170ZM192 217V218H193ZM198 217V219L200 218L199 216H197ZM205 217V216H204ZM244 217V219H242ZM2 218H4V217H2ZM1 218V219H2ZM25 218V217H24ZM42 218V219H43ZM49 218L46 220V221H48L49 220ZM73 218V217H72ZM71 218V219H72ZM76 218V217H75ZM114 218H115V216H114ZM118 218H119V216H118ZM135 218V217H134ZM136 218H138V217H136ZM135 218V219H136ZM146 217H144V219H147ZM165 218V217H164ZM177 218V217H176ZM202 218V217H201ZM13 219H15V218H13ZM35 219H36V217H35ZM39 219V218H38ZM69 219V218H68ZM77 219V218H76ZM82 220H83V218H81ZM117 219V218H116ZM140 219V218H139ZM138 219V220H139ZM143 219V218H142ZM143 219V220H144ZM151 219V218H150ZM156 219V220H157ZM166 219V218H165ZM169 220L170 219H172V217L171 218H168ZM179 219V218H178ZM181 219V218H180ZM186 219H187V217H186ZM190 219V218H189ZM8 220H10V219H8ZM20 220V219H19ZM22 220V219H21ZM25 220V219H24ZM29 220V219H28ZM33 220H34V218H33ZM40 220H41V218H40ZM44 220V221H45ZM52 219H50V221H51ZM87 220V219H86ZM110 220H112V219H109V221ZM113 220H115V219H113ZM119 220H120V218H119ZM119 220H116V221H118L119 222ZM128 220V219H127ZM132 220V219H131ZM130 220V221H131ZM143 220L141 221L140 220V222L142 223L143 222ZM155 220V219H154ZM163 222L165 221L163 218L161 219ZM168 220V221H169ZM175 220H177V219H175ZM185 220V219H184ZM195 220V219H194ZM200 220V219H199ZM204 220H205V218H204ZM248 220V219H247ZM2 221V220H1ZM0 221V222H1ZM3 221H5V220H3ZM7 221V220H6ZM15 221V220H14ZM13 221V222H14ZM43 221V220H42ZM43 221V222H44ZM50 221H48L47 223H48V225H49V222ZM53 221V220H52ZM57 221V220H56ZM55 221V222H56ZM65 221V220H64ZM63 220H62V223L64 222ZM66 221H67V219H66ZM69 221V223H71L72 224V226H73V229L71 228V229H69V226L68 225H66V231H63V230H65V229H63L64 227H62V228H60L63 232H65V234L64 235H66V232L68 233V235H66L67 237H66V239L67 240H69V237L71 238V237H73L74 236V239H75V237H78V236H76V235H74V234H76L77 232H78V230H79V228H81V226H82V222L80 221V220H78L79 222H81V225H80V227L79 226H77L75 223V226L73 225V223H72V220H68ZM67 221V222H68ZM71 221V222H70ZM77 221V222H78ZM83 221H85V220H83ZM123 221V220H122ZM129 221V220H128ZM148 221H149V219H148ZM148 221H146L145 220V223H144V225L146 224L147 225V223H148ZM151 221H152V219H151ZM160 221V219L158 220V222ZM181 221V220H180ZM183 221V220H182ZM188 221V220H187ZM187 221H186V224H187ZM192 221V220H191ZM201 221V220H200ZM212 221H213V223H212ZM236 221V222H237ZM10 222V221H9ZM12 222V223H13ZM17 222V221H16ZM20 222V221H19ZM19 222H18V225H19ZM23 222V221H22ZM26 222V221H25ZM28 222V221H27ZM30 222H31V220H30ZM29 222V223H30ZM33 222V221H32ZM39 222V221H38ZM37 222V223H38ZM41 222V221H40ZM42 222V224H44V226H48V225H46L47 223L46 222H44L43 223ZM58 222V221H57ZM73 222H74V219H73ZM126 222V221H125ZM139 222V223H140ZM172 222V221H171ZM174 222V221H173ZM177 222H179V221H177ZM185 222V221H184ZM203 222V221H202ZM245 222V221H244ZM4 224L6 223V222H3ZM102 223V224H101ZM103 223H104V226H103ZM121 223V222H120ZM128 223H130V222H128ZM155 223V222H154ZM165 223H166V221H165ZM174 223H176V221L174 222ZM174 223L172 224V225H174ZM192 223V222H191ZM194 223H196L197 224V222L195 221ZM199 223V222H198ZM201 223V222H200ZM199 223V224H200ZM206 223H208V222H206ZM224 223V222H223ZM222 223V224H223ZM249 223V224H248ZM248 223H246L247 225H251L252 223L250 222V221H248ZM251 223V224H250ZM253 223V224H254ZM7 224H9L8 222H7ZM34 224H36V223H34ZM33 224V225H34ZM41 224V223H40ZM58 224H60L59 222H58ZM57 224V225H58ZM65 224H66V222H65ZM65 224H64V226H65ZM110 224H111V221H110ZM117 224V223H116ZM126 224V223H125ZM134 223H132V225H133ZM152 224V223H151ZM161 224V223H160ZM159 224V225H160ZM177 224H180V223H177ZM176 224V225H177ZM195 224V225H196ZM202 224V223H201ZM221 224V225H222ZM231 224V223H230ZM244 224V223H243ZM254 224V225H255ZM3 225V224H2ZM11 225V224H10ZM10 225H9V227H10ZM16 225V224H15ZM21 225V224H20ZM29 225V224H28ZM32 225V226H33ZM38 225V224H37ZM52 225V222H51V224H50V227H52L51 226ZM55 225V224H54ZM78 225H79V223H78ZM139 225V224H138ZM154 225V224H153ZM152 225V226H153ZM156 225V224H155ZM163 225H165V224H163ZM184 225H185V223H184ZM184 225H182V226H184ZM188 225V224H187ZM193 226H194V224H192ZM198 225V224H197ZM206 225H208V224H206ZM206 225H205V227H206ZM217 225V224H216ZM216 225L214 226V227H216ZM219 225V224H218ZM234 225H235V227L233 228V230L237 233L238 231L237 230H239V229H241L242 227H240V228H238L237 227V229H236V226H239L238 224H235L234 223ZM246 225V226H247ZM5 226V225H4ZM24 226V225H23ZM30 226V225H29ZM39 226V225H38ZM63 226V225H62ZM96 226V227H95ZM115 226V225H114ZM127 226V225H126ZM134 226V225H133ZM136 226V225H135ZM141 226H142V224H140V229H141ZM204 225H202V227H203ZM243 226V225H242ZM6 227V226H5ZM13 227V226H12ZM18 227V226H17ZM25 227V226H24ZM23 227V228H24ZM34 227V226H33ZM59 227V226H58ZM77 227V228H76ZM79 227V228H78ZM121 227V226H120ZM139 227V226H138ZM147 227V228H146ZM144 226V228L145 229H147L145 232L146 233H143L142 231H144L143 229H142V231L140 232L142 235H144L145 237H147V241H148V238H155V237H157L158 238V235L160 236V233L161 232H163L165 229H168L169 227H171V225H170V223H167L166 224V226H163V231H158V233L156 232V228L154 229L155 230V233H157V234H155V233H153L154 232V230H152V228L153 227H151L150 226V223L148 224V226ZM161 227H162V225H161ZM165 227V228H164ZM173 227V226H172ZM170 228L171 230H174L173 232H175L176 230L178 231V229H176L175 230V227L177 228V226H174V228ZM178 227H180V226H178ZM192 227V226H191ZM190 227V228H191ZM198 227V226H197ZM211 227V226H210ZM210 227H209V229H210ZM217 227H220V225L219 226H217ZM227 227V226H226ZM230 227H232V226H230ZM245 227V226H244ZM243 227V228H244ZM249 227V226H248ZM254 228H255V226H253ZM252 226H251V229H250V227L248 228V230L250 229V230H252V228H253ZM7 228H8V226H7ZM13 228H15V227H13ZM30 228H32V227H30ZM29 228V229H30ZM35 228H36V226H35ZM38 228H41V227H38ZM37 228V229H38ZM46 228V227H45ZM53 228H55V227H53ZM76 228V232H74L73 233V231L72 230H74ZM112 228V229H111ZM118 228L119 227H117V228H115L116 229V231H114V233H116L117 232V230H118ZM122 228V227H121ZM125 228V227H124ZM127 228V227H126ZM195 228V227H194ZM212 228V230H213V227H211ZM255 228V229H256ZM1 229H2V227H1ZM6 229V228H5ZM11 229V228H10ZM15 229H18V228H15ZM27 229V228H26ZM37 229H35V230H33L32 231V233H33V236H37L38 238L37 239H39L40 238V236H41V232H44V231H42V229H43V227H42V229H39V230H41V232H39V231H37ZM48 229V228H47ZM109 229H110V231H109ZM134 229H136V228H134ZM139 229V230H140ZM182 229V228H181ZM185 229V228H184ZM204 229V228H203ZM208 229V228H207ZM215 229V228H214ZM219 229V228H218ZM226 228H225V226L222 228V226H221V229H220V233L217 235L218 236V242L217 243H215V244H217V252H218V257L217 256H214V254L212 253V251H210L209 249H208V247H207V249L204 251V259H205V262L207 263V264H239L240 263V261L241 260H239V262L237 261V258H235L236 257V255L237 254H235V252H237L236 251V248H238L239 249V247H236L235 245L238 243V242H236V244H234V246H232V250L235 248V251H234V253L232 252V250H230V249H227V247L226 248H224V246H226L225 245V232H226V230H225ZM7 231H9L8 229H6ZM19 230H20V228H19ZM21 230H22V227H21ZM25 230V229H24ZM49 230H52V229H50L49 228ZM55 230H57V228L56 229H54V231ZM59 230V229H58ZM57 230V231H58ZM68 230V231H67ZM97 230V231H96ZM105 230H104V236H105V239L107 238V236L109 237V235H107L106 233H105ZM121 230V229H120ZM120 230H118V232H121ZM137 230V229H136ZM136 230H134V231H136ZM159 230V229H158ZM169 230V229H168ZM168 230H166V231H168ZM183 230V229H182ZM199 230V229H198ZM201 230V229H200ZM231 230V229H230ZM14 231H16V230H14ZM13 231V232H14ZM48 231V230H47ZM62 231H59V232H62ZM75 231V230H74ZM81 231V230H80ZM129 231V230H128ZM177 231H176V233H177ZM179 231H180V229H179ZM189 230H187V231H185V233L186 232H188ZM192 231V230H191ZM193 231H194V229H193ZM204 231V234H205V229L203 230ZM208 231V230H207ZM215 231V230H214ZM232 232L233 234L235 233V232ZM258 231V232H257ZM19 232V231H18ZM18 232H17V234H18ZM22 232V231H21ZM20 232V233H21ZM25 232H26V230H25ZM48 232H50V233H52V231H48ZM62 232V233H63ZM97 232V236H96V233ZM117 232V234H120V233H118ZM173 232H172V236L174 237L175 235H173ZM183 232V231H182ZM217 232V231H216ZM240 232V231H239ZM248 232V231H247ZM19 233V234H20ZM27 233H28V231H27ZM39 233H40V235H39ZM45 233H46V230H45ZM49 233V234H50ZM113 233V232H112ZM113 233V234H114ZM164 233V232H163ZM210 233H213V231H211L210 230ZM215 233V232H214ZM218 233V232H217ZM216 233V234H217ZM9 234H10V232H9ZM9 234H6V236L8 235V236H10ZM35 234V235H34ZM48 234V233H47ZM47 234L45 235V236H47ZM55 234V233H54ZM56 234H57V232H56ZM78 234H79V232H78ZM77 234V235H78ZM106 234V235H105ZM113 234H111V235H113ZM117 234H115L116 236H117ZM125 233H123V235H124ZM129 234V233H128ZM141 234H140V236H141ZM164 234H166V233H164ZM164 234H163V236H164ZM169 234H170V232H169ZM178 234V233H177ZM193 234H195V231H194V233ZM227 234V233H226ZM228 234H229V232H228ZM16 235V234H15ZM21 235V234H20ZM30 235V234H29ZM43 235H44V233H43ZM59 235H60V233H59ZM63 235V236H64ZM95 235V236H94ZM103 235V234H102ZM121 235H122V233H121ZM131 235H133L132 234V232H131ZM130 235V236H131ZM181 235V234H180ZM203 235V234H202ZM241 235V234H240ZM7 236V238L9 239V237ZM14 236V235H13ZM12 236V237H13ZM19 237V235H16V237ZM28 236V235H27ZM31 236V235H30ZM45 236H42V237H45ZM50 236V235H49ZM53 237H54V235H52ZM63 236H61V239L63 238ZM92 236H94V238H92ZM103 236V237H104ZM114 236V235H113ZM129 236V237H130ZM136 236V235H135ZM134 236V237H135ZM142 237L141 236V240L142 241H140V239H138L137 240V242H139L140 244L142 243V246H143V243L145 242L144 240L145 239H143V238H145V237ZM181 236H183V235H181ZM188 236V235H187ZM206 236H208V234L206 235ZM216 236V235H215ZM215 236H214V238H215ZM230 236V235H229ZM238 236V235H237ZM21 237H24V235H22ZM48 237V236H47ZM95 237H97L98 239H97V241H96V239H95ZM118 237H119V235H118ZM128 237V238H129ZM161 237V236H160ZM159 237V238H160ZM175 237H177V236H175ZM190 237H192L191 236V234H190ZM204 237V236H203ZM233 237H234V235H233ZM0 238H2V237H0ZM6 238V237H5ZM6 238V239H7ZM15 238V237H14ZM13 238V239H14ZM29 238V237H28ZM33 238V237H32ZM46 238V237H45ZM44 238V239H45ZM55 238V237H54ZM64 238H65V236H64ZM63 238V239H64ZM78 238V239H79ZM113 238H115V236L113 237ZM120 238V240H121V238H126V239H128L126 236L125 237H123V236H120L119 237ZM118 238V239H119ZM140 238V237H139ZM171 238V237H170ZM183 238V237H182ZM188 238V237H187ZM207 238V237H206ZM231 238V237H230ZM235 238H236V236H235ZM238 238V237H237ZM236 238V239H237ZM4 239V238H3ZM17 239V238H16ZM22 239H24V238H22ZM27 239V238H26ZM41 239V238H40ZM43 239V238H42ZM43 239V241H45ZM49 239V238H48ZM47 239V240H48ZM52 239V238H51ZM57 239H58V236H57ZM62 239V240H63ZM77 239V238H76ZM95 239V240H94ZM108 239V238H107ZM106 239V240H107ZM109 239H111V237H109ZM118 239H114V240H112L113 241V243L114 242H116V240H118ZM125 239V240H126ZM131 239V238H130ZM133 239V238H132ZM153 239H150V240H152V241H150V243L151 242H153L154 240ZM163 239H165V238H163ZM168 239V238H167ZM166 239V240H167ZM175 239V238H174ZM177 239V238H176ZM178 239H180V238H178ZM192 239V238H191ZM202 239V238H201ZM216 239V238H215ZM232 239V238H231ZM239 239V238H238ZM2 240V239H1ZM10 240H11V238H10ZM18 240H21V239H18ZM18 240H17V245H20V243L18 244ZM28 240V239H27ZM36 240V237H35V239H33L32 241H35ZM46 240V241H47ZM55 240V239H54ZM59 240H60V238H59ZM59 240H56L57 242L59 241ZM62 240H61V242H62ZM70 240H73V239H70ZM156 240V239H155ZM160 240H162V239H160ZM165 240V241H166ZM183 240V239H182ZM187 240V239H186ZM194 240V239H193ZM192 240V241H193ZM203 240H205V239H203ZM227 240H228V237H227ZM3 241V240H2ZM4 241H7V240H4ZM23 241V240H22ZM25 241V240H24ZM39 241V240H38ZM37 240H36V243L38 244V243H42V241H40V242H38ZM46 241L44 242V243H46ZM53 241V240H52ZM64 241V240H63ZM78 241V240H77ZM77 241H75L74 240V243L76 242L77 243ZM78 242V244L79 245H82V243L81 242ZM108 242L110 241V240H107ZM107 241H105V242H107ZM119 241V240H118ZM124 240H122V242H123ZM131 241V240H130ZM129 241V242H130ZM133 241V240H132ZM134 241H136V238H135V240ZM157 241V240H156ZM164 241V240H163ZM162 241V242H163ZM171 241V240H170ZM169 241V242H170ZM174 241H176V240H174ZM187 241H189V240H187ZM192 241H190L191 243H192ZM202 241V240H201ZM200 241V242H201ZM208 241H211V238H210V240L208 239ZM225 241V242H224ZM229 241V240H228ZM232 241V240H231ZM230 241V242H231ZM233 241H235V240H233ZM260 241H263V240H260ZM8 242V241H7ZM15 242V241H14ZM14 242H12V240H11V242H8V243H10V245L12 244V243H14ZM29 242H31V240L29 241ZM70 242V241H69ZM68 242V243H69ZM107 242V243H108ZM120 242V241H119ZM128 242V241H127ZM161 242V243H162ZM167 242V241H166ZM171 242H173V241H171ZM170 242V244H172ZM177 242H178V240H177ZM183 242V241H182ZM216 242V241H215ZM24 243H26V242H24ZM23 243V244H24ZM28 243V242H27ZM33 243V242H32ZM36 243H35V246H37L36 245ZM40 243V244H41ZM49 243H52V242H50V239H49ZM53 243H54V241H53ZM65 243V241L63 242V244ZM87 243H88V241L86 242V245H87ZM132 243V242H131ZM131 243H130V245H131ZM154 243H160V242H154ZM176 243V242H175ZM175 243H173V244H175ZM180 243V242H179ZM190 243V244H191ZM204 243L206 244V242L204 241ZM208 243H210V242H208ZM227 243V242H226ZM235 243V242H234ZM240 243V242H239ZM263 243H264V241H263ZM262 243V244H263ZM7 244V243H6ZM15 244V243H14ZM13 244V245H14ZM34 244V243H33ZM40 244H38L39 246H40ZM63 244L61 243V245L63 246ZM77 244V245H78ZM106 244V243H105ZM109 244L111 245L112 243L111 242H109ZM115 244V243H114ZM116 244H117V242H116ZM120 244H122V243H120ZM140 244L139 245H137V246H140ZM146 244V243H145ZM152 244V243H151ZM163 244V243H162ZM164 244H166V245H168L169 246V243H164ZM163 244V245H164ZM182 244V243H181ZM194 244H197V243H194ZM194 244H192V245H194ZM229 244H233V242L232 243H229L228 242V244L227 245H229ZM251 244V243H250ZM2 245H4V244H2ZM22 245V244H21ZM26 245V244H25ZM43 245V244H42ZM42 245H41V247H42ZM60 245V246H61ZM67 245V244H66ZM68 245H70V244H68ZM63 246L64 248H63V251L62 250H60L63 254H64V258L62 259L61 258V260L63 261V262H65L66 263V261L67 260H65L64 261V259L67 257V259H68V261H69V258L71 257H69V256H67V254L70 252L71 254H72V252L71 251H69V249L70 248H68L69 246ZM75 244H73L72 243V247L74 246ZM84 246H85V244H83ZM109 245V246H110ZM123 245H124V243H123ZM126 245V244H125ZM134 246L136 245V244H133ZM146 245H148V244H146ZM153 245V244H152ZM156 245V244H155ZM154 245V246H155ZM157 245H159V244H157ZM161 245V244H160ZM166 245H164V247H161V250H160V246L158 247L159 248V252H158V254L157 255H155V257L157 256V257H159V264H173V261L175 260V257H174V254L172 255V253L170 254V250H172L171 249V247L170 248H168V249H166ZM176 245V244H175ZM177 245H178V243H177ZM180 245V244H179ZM187 245V244H186ZM200 245V244H199ZM207 245V244H206ZM240 245V244H239ZM16 246V245H15ZM28 246V245H27ZM26 246V247H27ZM29 246H30V244H29ZM39 246H37V248L39 247ZM45 246H48L47 244L45 245ZM59 246V245H58ZM62 246L60 247V248H62ZM83 246V247H84ZM89 246H85V248L87 247V248H89L90 249V247ZM109 246H105V247H109ZM137 246H135V247H137ZM145 246V245H144ZM151 246V245H150ZM182 246V245H181ZM195 246V245H194ZM197 246V245H196ZM200 246H203V243H202V245H200ZM199 246V247H200ZM231 246V245H230ZM264 246V245H263ZM8 248H9V250H11L10 249V246H7ZM12 247H14V246H12ZM24 248V249H28L29 247H27V248ZM30 247H33V246H30ZM54 247L56 248V246L54 245ZM77 246H75V248H76ZM79 247V246H78ZM81 247V246H80ZM82 247V248H83ZM116 247V246H115ZM115 247H113V245H112V248H114L115 249ZM124 247V246H123ZM141 247V246H140ZM140 247H138V249L140 248ZM146 247V246H145ZM148 247V246H147ZM152 247V246H151ZM151 247H150V249H151ZM157 247V246H156ZM156 247H155V249H156ZM178 249H179V247L178 246H176ZM198 247V250L200 249ZM204 247V246H203ZM252 247H253V245H252ZM35 249V250H37L36 252L38 253V250L39 249ZM43 249H41V250H43L44 252H47L49 249H48V247H42ZM48 249L47 251H45L46 249ZM49 248H51L50 246H49ZM59 248V249H60ZM74 248V247H73ZM73 248L71 249V250H73ZM81 248V249H82ZM83 249L84 251L86 250V249ZM109 248H111V247H109ZM111 248V249H112ZM118 248V247H117ZM125 248H127V247H125ZM189 248V247H188ZM17 249H19V246H18V248ZM31 249V248H30ZM57 249V248H56ZM78 249V248H77ZM76 249V250H77ZM119 249H121L120 247H119ZM135 250H136V248H134ZM137 249V250H138ZM175 249V248H174ZM187 249V248H186ZM196 249V248H195ZM194 249V250H195ZM224 249L225 250H227L228 252H229V250H230V253L232 252V255H233V260H232V262L230 261V259H231V257H230V259H229V262H228V259H227V256L225 255V251H224ZM237 249V250H238ZM1 250V249H0ZM13 250H14V248H13ZM22 250V249H21ZM41 250H40V252H41ZM79 250V249H78ZM77 250V251H78ZM122 250H124L123 248H122ZM121 250V251H122ZM128 250V249H127ZM129 250L131 251V249L129 248ZM134 250V251H135ZM152 250H154V249H152ZM176 250V249H175ZM192 251H193V249H191ZM216 250V249H215ZM243 250V249H242ZM12 251V250H11ZM11 251H9V252H11ZM17 251V250H16ZM20 251V250H19ZM23 251V250H22ZM31 251V250H30ZM29 251V252H30ZM50 251H51V249H50ZM49 251V252H50ZM52 251H53V248H52ZM51 251V252H52ZM77 251L75 252L76 254H77ZM88 253H87V255H89V252H90V250H86ZM93 251V252H92ZM101 251V252H100ZM110 252H112L113 250H109ZM125 251V250H124ZM129 251V252H130ZM134 251H132L133 253H135ZM140 251V250H139ZM141 251H143L144 252V250H141ZM141 251H140V254H141ZM146 251V250H145ZM149 251V250H148ZM155 251V250H154ZM190 251V250H189ZM197 251V250H196ZM200 251H202V249L201 250H199L198 251V253L200 252ZM240 251V250H239ZM244 251V250H243ZM245 251H247L246 249H245ZM1 252V251H0ZM13 252V251H12ZM24 252V251H23ZM27 253H29L28 252V250L26 251ZM25 252V253H26ZM60 252V253H61ZM117 252V251H116ZM128 252V253H129ZM142 252V253H143ZM151 252H153V251H151ZM173 252V251H172ZM8 252L6 251V254H7ZM15 253H19V252H15ZM26 253V254H27ZM32 253H35V251H33ZM55 253H56V251H55ZM54 253V254H55ZM59 253V252H58ZM59 254V255H63V254ZM70 253L68 254V255H70ZM74 253V252H73ZM91 253H90V255H91ZM108 253V252H107ZM120 253V252H119ZM119 253H115V254H119ZM122 253H124L123 251H122ZM133 253H131V254H133ZM148 253H150V252H148ZM157 253V252H156ZM191 253V252H190ZM3 254H5V253H3ZM2 254V255H3ZM9 254V253H8ZM20 254H23V253H20ZM40 254V253H39ZM50 254V253H49ZM49 254H47V255H49ZM80 254V253H79ZM82 254V253H81ZM85 254H86V252L83 254L84 256H85ZM98 254V253H97ZM106 254V253H105ZM110 254L112 255L113 253H109V254H107V255H109V257H110ZM121 254V253H120ZM124 254H126V253H124ZM136 254V253H135ZM145 254H147L146 252H145ZM196 254V253H195ZM229 254V253H228ZM238 254H240V253H238ZM1 255V256H2ZM11 255H12V253H11ZM16 255V254H15ZM14 255V257H19V256H15ZM28 255V254H27ZM30 255H32L31 253H30ZM35 255V254H34ZM37 255V254H36ZM46 255V256H47ZM56 255V254H55ZM54 255V257H56ZM74 255V254H73ZM82 255V256H83ZM89 255V256H90ZM107 255H106V261H109L110 259H111V257L112 256H114V255H112L110 258H107ZM143 255V254H142ZM151 255V254H150ZM149 255V256H150ZM216 255V254H215ZM231 255V256H232ZM241 255V254H240ZM243 255V254H242ZM7 256V255H6ZM22 256V255H21ZM21 256H20V259H21ZM41 255H39L38 257H40ZM51 256H53L52 254H51ZM66 256V257H65ZM81 256V257H82ZM97 256V255H96ZM101 256V255H100ZM99 256V254H98V256L96 257V259H98V257L100 258V260H104L105 259V257H104V259H102V256H103V253H102V256L100 257ZM118 256V255H117ZM132 256V255H131ZM148 256V257H149ZM152 256V255H151ZM154 256V255H153ZM160 256H161V260H160ZM238 256V255H237ZM247 256V255H246ZM12 257V256H11ZM10 257V258H11ZM14 257H12V258H14ZM26 258H27V256H25ZM28 257H29V255H28ZM33 257V256H32ZM75 257H77V256H75ZM88 257V256H87ZM124 257V256H123ZM122 257V258H123ZM145 258H146V256H144ZM239 258H240V256H238ZM242 257H244V255L242 256ZM248 257V256H247ZM1 258H3V257H1ZM1 258H0V260H1ZM8 258V257H7ZM6 258V259H7ZM10 258H8V259H10ZM22 258H24L23 256H22ZM25 258V260H27ZM31 258V257H30ZM49 258V257H48ZM59 258V256H57V258L56 259H58ZM78 258V257H77ZM93 258V257H92ZM95 258V257H94ZM113 258V257H112ZM116 258V257H115ZM121 258V257H120ZM121 258V259H122ZM128 258H130V255H129V257ZM144 258V259H145ZM177 258V257H176ZM36 258H32L31 259V263H33V264H38V260L39 259H41V257L40 258H38V259H36ZM72 260L73 259H75V258H73V256H72V258H71ZM80 259V258H79ZM89 259V258H88ZM88 259H86V260H88ZM91 259V258H90ZM126 259V258H125ZM125 259H124V261H125ZM147 259V258H146ZM151 259V258H150ZM154 259V257L152 258V260ZM246 259H248V258H246ZM4 260V259H3ZM2 260V261H3ZM12 262H9L10 264H15V263H17V262H15L14 260H12V259H10ZM17 260L18 261H20L18 258H17ZM30 260V259H29ZM29 260H27L28 262H29ZM43 260H45V259H43ZM50 260H51V258H50ZM49 260V261H50ZM82 260H83V257H82ZM85 260V259H84ZM112 260V259H111ZM115 260V259H114ZM114 260H112V261H114ZM178 260H180L179 258H178ZM178 260H176V262H178ZM1 261V262H2ZM5 261V260H4ZM9 261V260H8ZM54 261V260H53ZM75 261V260H74ZM77 261V260H76ZM76 261H75V263H76ZM92 261V260H91ZM99 261V260H98ZM102 261H99L100 263L102 262ZM106 261H104L103 263L104 264H109L108 262L107 263H105ZM121 261H123V260H121ZM147 261V260H146ZM148 261L150 262V260H149V258H148ZM184 262L186 261V260H183ZM1 262H0V264H1ZM22 262H24V260L22 261ZM27 262V263H28ZM40 262V261H39ZM60 262V261H59ZM59 262H58V264H59ZM73 262V261H72ZM79 262V264H83V263H80L81 261H78ZM87 262V261H86ZM152 262V261H151ZM176 262H174V263H176ZM25 263V262H24ZM30 263V264H31ZM42 262H40V264H41ZM51 263V262H50ZM70 262H68V264H69ZM92 263H93V261H92ZM96 262L94 261V263L93 264H95ZM114 263V262H113ZM116 263V262H115ZM114 263V264H115ZM121 263H123V262H121ZM154 263V262H153ZM157 263V262H156ZM179 263V262H178ZM181 264H182V262H180ZM4 264H7V263H5L4 262ZM18 264H19V262H18ZM21 264H23V263H21ZM26 264V263H25ZM45 264H46V262H45ZM54 264H56V263H54ZM64 264V263H63ZM71 264V263H70ZM87 264V263H86ZM88 264H90V263H88ZM117 264H119V263H117ZM124 264V263H123ZM202 264V263H201ZM205 264V263H204ZM241 264H242V262H241Z\"/></svg>", "mask_w": 264, "mask_h": 264}, {"label": "rangeland", "instance_id": "obj_2", "mask_svg": "<svg viewBox=\"0 0 264 264\" xmlns=\"http://www.w3.org/2000/svg\"><path fill=\"white\" fill-rule=\"evenodd\" d=\"M77 1H79V2H82L83 4H84V1L85 0H77ZM88 1V0H87ZM87 1H85V2H87ZM174 1V4H173V8H175V6H176V3H175V1L177 2V1H180V0H173ZM172 1V2H173ZM191 1V2H190ZM204 1V2H203ZM214 1L215 0H202L201 2H200V0L198 1V0H188V2L185 0V2L184 1H180V2H182L181 4L183 5L182 7H184V8H182V9H184L185 11H186V9L187 10H190V9H192V10H190V12L192 13V11H193V15L195 16V33L197 32V37L198 38H200V37H203L204 39H202V40H204L203 42H204V45H205V42H206V47L205 46H203V43L202 44H197L196 43V45L195 46H197V47H195V64L197 63V61H200L201 62V59H202V62L200 63L201 65H199V62H198V65L199 66H196L195 65V72H196V75H197V77H198V70L200 69V73H203V71L204 72H207L206 74L204 73V75L202 76L201 74L199 75V77H201L200 79H199V77H198V79H197V77H196V80H200L201 82L198 84V82L196 83L195 82V101H193V99H191L190 100V102L191 101H193V102H191V104H192V106H191V104L189 103V101H187L186 102V104L187 105H185V108H187L188 107V104H189V107H192V109H194V111L191 109V108H187V110L188 109H191L192 111H191V113H193L192 114V117H191V121H190V123L191 122H193V121H195V124H194V122L192 123V125L188 122V121H186V119L187 118H185V115H184V117H182V115H181V121L179 120L180 119V115H178V117L175 115V114H177V112H172L171 111V109H172V107H171V105H172V103H170V104H168L169 103V100H170V102H172L171 101V97L173 96L174 97V93L173 92H171L172 94H171V97H166V96H160V95H156V97L158 96V98H156L155 97V102H156V100L157 99H159L160 97V99H161V101L163 102V100L165 99V101H166V99H167V101H168V103H167V101L166 102H160L159 104H160V106H159V104L158 103H153V102H150V105H147L148 106V108L146 107V110L147 109H149L148 110V114L150 115V117H149V115H148V121H149V123L151 122V124H149L148 123V128L150 129V127L151 126H149V125H152V127H151V129L154 127V125H153V123H155V121H156V126L155 127H157V124L159 125H161V124H163V125H161V128L160 127H157V128H153L154 129V131L156 132V130L157 129H161L162 130V132H161V130H160V132H158L159 130H157V132L159 133L158 135H155V136H153L152 137V141H153V143H154V141L157 139V141L158 140H160V141H156L155 143H158V145L156 146V145H154L153 143H152V147H153V145H154V147H159L158 149H154L153 148V153L155 154H152L151 156H152V158H150V159H154V158H158V159H154L153 160V162L154 163H156V160H157V163L159 164H157L156 163V165H158L157 167H156V165L153 163L152 164V166H154V168L155 169H153L152 168V166H151V164H150V168H152V170H156L159 166H163L164 165V167H165V169L164 168H162L161 167V169H160V167H159V169H157L156 170V172L157 171H159V170H161L159 173H156V172H154V171H152L151 169V172L152 173H156L155 175V177H159V176H157L158 174H160V177L157 179V178H155L154 177V175H151V176H149L150 174H146V180H147V176H149V178L151 179V177L153 178V180L151 179V180H147V184L144 182V184H145V186H143V187H141V189H140V192H142V191H144V189H142V188H145V187H147V190H149V191H147V193H146V189H145V195H147L149 192H150V194L149 195H151L150 197H149V195H147V196H145L144 194H142L141 196H138V201L140 202V200L139 199H142V200H144V198H147L144 202L146 203V201H148L147 202V205L146 206H149V208H145V203H143V201L141 200V202L142 203H138V201H137V199H136V201L135 200H133V201H135V203L134 202H130L131 204H129V201L127 202L126 200H129V199H126V197H127V194H128V196H130L129 195V192H128V190H122L123 189V187L124 186H120L121 184H122V182H121V184L117 187V188H119V189H121L122 191L119 193L118 191H120V190H116V192H113V194H114V196L111 194V196H113V198L111 197V196H108L109 197V200H108V198H107V203H106V205L104 206L105 208H100L99 209V211L101 210V209H104L105 211H101L100 213H104V215L106 216V213L107 214H109V219H112V220H110L111 221V224H110V221H109V219H107V218H101L102 220H99V221H103L104 219L106 220V221H104V222H106L105 223V225L106 224H108V222H109V224H108V227H109V225H110V227H111V225H113L112 226V228H117V227H119L118 228V230H120L121 232H118V230H117V232L118 233H120V234H117V232L116 233H114V231H116V229L114 228L112 231H110V229H109V231L111 232V233H108L104 228H102L101 230H98V231H102L101 233H99L98 235H100L99 237H100V239H98L97 237V232L95 233L96 234V236L97 237H95V239H96V241H97V239L99 240L98 242L101 244V240H102V238H103V244H101L102 246H104L102 249H106L107 248V250H106V252H105V250H101L100 252H101V254L99 253V252H95L93 255H92V253H91V247L89 246L90 244V242H89V240L91 241V240H93V239H91V237H89V234H88V237H86L87 235H85V239L84 240H86V239H88V240H86L85 241V243L83 242H81L80 241V238L82 237V239H83V235L85 234V233H88L87 232V229H86V232H84L85 231V228H82V227H85L84 226V223L86 224L87 222V225L89 224V221H88V219H89V217L87 216L88 215V211H86V210H88L87 209V204H89V203H91V201L89 202L88 200H86L87 201V204H85V199H90L91 200V198L92 197H90V196H92L96 191V188H95V185H93V184H91V176L89 177V173H86V171H84L85 170V168H86V166H88V164H84V163H89V162H91L90 161V159H93V157H95L96 155H99V156H101L102 157V155H103V152L105 151L106 152V150H107V153L110 151L111 152V147L110 146H108L109 144H106V142H102V140H101V144L100 145H102V146H105V147H102V146H100L101 148H99L98 150H100V151H97V152H99V153H97L96 152V155H95V153H94V151L95 150H97V149H95V150H92V149H90L89 151L87 150V153H86V151H82V152H80V153H82V154H80V153H78V155L76 156V154L77 153H75V154H73L74 152H77V150H75V151H72V150H74V149H71V148H67V150H65V152H66V154H65V152H64V157H63V155L61 156V160H59L58 161V158H57V161H58V163H55V161L54 160H52V161H54V163H55V165L56 164H58V166L56 165H54V163H52V161H51V158H48V157H46V155L44 156V157H46L45 159L47 160V161H45L44 159V163L42 162V164L43 165H46L47 164V162L49 163L50 161V163L51 164H53L54 165V168H53V165H49V164H47L46 166H44V168H47V169H44L41 165V169L38 167V166H36V164H34V162L35 161H38L39 163H40V161H41V159L42 158H44L42 155V157L40 156V157H38L37 156V154H38V152H39V150H36V151H34V150H31V147H29L30 149H28L27 147L28 146H25L24 145V142H23V145H22V141H26V142H28V143H26V145H29V146H31V144H32V140H29L28 138H26V139H22L23 137L21 136L20 138H21V140H20V138L19 137H16L15 139H14V142H13V138L10 140V141H12V143L10 142V141H8V140H2L1 142H3V145H4V147H2L1 145H2V143H1V145H0V147L2 148V149H0V156L2 155L1 153H3L4 151H3V149L5 150L6 149V151L8 150L7 148H9V150H10V152H8V154L7 155H10V153L11 152H15V153H17V154H19V155H17V157H15V161H16V159H17V163H19L20 161H19V159L20 158H22V160H21V162L19 163V164H22V166L21 165H15L14 167H16V168H18L19 167V169L20 168H22L23 170H19L20 171V173H19V171L16 169V171L18 172V175H20V177L17 175V177H14V179H17L18 177L19 178H21V176H22V178L24 179L26 176H27V174H25V173H27V172H29V173H32L33 175H35V176H37L36 174H41L42 176H43V174H44V176L42 177L41 175H40V177L44 180H42L41 178H38V176H37V178H38V180H31L30 178H29V176H27L25 179H24V182H26L25 183V185L26 184H28V182L31 180V182L32 183H30V184H28V185H24V184H22V185H24V188L23 187H21L20 188V190L21 189H23L24 191H20L19 189V191L17 190V191H15L18 195L20 194V192L23 194L24 192V194H23V197L21 196L20 197V195H19V197H20V200H19V197H17V194L16 193H12V192H14L13 191V189H11V187L9 188V186H11V184H9V186H5L4 184H7L8 185V181L10 182V180H3L2 182L0 181V196H2L3 194V196H2V198L0 197V237H2V238H0V258L1 257H3V258H1V260H0V262H1V264H4V262L5 263H7V264H10L9 262H12L10 259H12V260H14L15 262H17V263H15V264H18V262H19V264H21V263H23V264H30L32 261H31V259L32 258H36V259H38V258H40L41 257V259H39L37 262H38V264H40V262H42L41 264H45V262H46V264H54V263H56V264H58V262H59V264H68V262H70L71 264H79V262L78 261H81L80 263H83V264H88V263H90V264H93L94 263V261L96 262L95 264H104L103 262L104 261H106V255L107 254H109V253H113L112 255H114V256H112L111 254H110V257H111V259L112 260H114V261H112L111 259L109 260V261H106L105 263H109V264H114L115 262V264H117V263H119V264H159L160 262H159V257H155V255H157L158 254V252L161 250V247H164V245H166V244H164V243H169V246L168 245H166L165 247H166V249H168V248H170L171 247V249L172 250H170L169 252H170V254L172 253V255L174 254V257H175V260L173 261V264H181L180 262H182V264H207L206 262H205V257L203 256L205 253H204V251L207 249V247H208V249L210 250V251H212V253L214 254V256H217L218 257V252H217V244H215V243H217L218 241V234L220 233V229H221V226H222V228L225 226V230H226V232H225V241L227 242H225V245L226 246H224V248H226L227 247V249H230V250H232V246H234V244H236V242H238L235 246L236 247H239V249L238 248H236V251L237 252H235V254H237L238 256H240V258L236 255V257L235 258H237V261L239 262V260H241L240 261V263L239 264H241V262H242V264H264V243H263V241H264V238L263 239H261V237H259L257 234H256V232H254L253 230H258V228H256L257 226H256V224L254 225L253 223H252V221L254 220V219H252V221H251V218H250V220H249V218L248 217H250V216H248L249 215V213H247V212H250L251 210H252V212L254 211L253 209V207H252V205L254 206V205H258V203L256 202V204H255V201H256V198L258 199L259 197H258V195L260 194V192H261V189L263 188L262 186H263V184H264V172H263V170H264V167L262 166V167H259L258 169H257V167H256V169L255 168H251V165H248L250 162H251V159H250V154H251V145H252V139H253V134H254V132H253V130H251L252 128H253V126L255 125V126H257L258 127V129H259V132H260V134L264 137V121H262V120H260L259 119V117L257 116V114H258V112L261 114V115H263L264 116V3H262V1L264 2V0H225V2H226V8L224 9V13L223 12H221L220 11V9H221V5H219V15H218V17L217 18H215V19H217L218 20V22L217 23H222L221 25L222 26H218L217 27V25H215V20H214V18L213 17H215V15H217V14H213L214 13V11H213V5H214ZM82 3H80L81 4V6H82ZM183 3H185V4H183ZM192 3H194V5L192 4ZM171 4V5H172ZM178 4V3H177ZM180 4V5H181ZM192 4V5H191ZM80 6V5H79ZM190 6V7H189ZM169 7H171V6H169ZM187 7V8H186ZM189 7V8H188ZM168 9L169 8H167V11H168ZM171 9L172 8H170L169 10L170 11H168L169 13L171 12L172 14H173V10H174V15L175 14H177V11H179L180 12V10H177V6H176V10L175 9H173L172 11H171ZM183 11V10H182ZM182 11L180 12V13H178L176 16L178 17L179 16V14H181L180 16H179V18H177V20L176 21H178V27L180 26L181 27V30H180V27L179 28H177V22L176 23H174L173 21H172V19H170V17L171 18H173L172 16H174V15H171V13L169 14L168 13V15L166 16V18L167 19H164V21H166V26L168 25V26H170V27H172L171 25H174V24H176L175 25V27L177 28H175L174 26H173V29L175 28V30H172V28H171V31H170V27L168 28V27H162V28H160L159 29V27H156V25L154 24L153 25V27L152 28H149V29H147L146 31H149V32H144V37H145V40L147 39L148 40V42H144L145 43V50L142 52V56L140 57V58H136V60H135V62H133V66L135 67L134 69H133V71L131 70V72H133L132 74H131V76L130 75H128V76H126L127 78H129L128 80L127 79H124L125 81H123V79L121 78V79H119L118 78V82L116 81L115 82V87H116V94H115V90H114V85H112V87L110 86L111 84H109L108 83V90H109V92H111L112 93V95H113V92H114V94L116 95V97H114L113 98V100L118 104V108H119V110L120 111H122L123 112V115H124V118H126V117H128L127 115H128V113L130 112V111H132L136 106H137V104L134 102V101H132L131 99H130V94L128 93V96L125 94V93H123V96H122V93H121V89H120V87H122V86H120V83L123 85V83L124 82H126V81H128V83L127 84H130V82H129V80L132 82V79H134L133 80V82L134 83H136V81H138V83H140L141 81H147L149 78H150V70H152L153 68H156V69H158L159 71H161V74L164 72V71H166V70H168L169 69V66H167V65H169V63H171L170 61H172L173 59L175 60V62L177 61V57L174 55L175 53H174V51H177V50H175V48L176 49H178L177 48V44L176 43H178L179 41V43H181V41H182V37L183 38H185L184 36H180L179 37V35L181 34V33H185L186 34V30L183 32V27H185V23L186 22H184V20H183V18L184 17H187V15H188V17L190 18V16H191V13L189 14V11H188V13L186 12V14L184 13V14H182ZM195 11V12H194ZM212 11H213V13H212ZM165 13H167L166 12V9H165ZM214 16H213V15ZM184 15H186V16H184ZM191 16V17H194V16ZM176 16H174V18L176 19ZM184 16V17H183ZM213 16V17H212ZM168 17H169V19H168ZM251 18H252V20H251ZM181 21L182 20V22H180L179 20ZM169 20V21H168ZM174 20V19H173ZM191 20H192V18H191ZM167 22H168V24H167ZM170 22H171V24H170ZM184 22V23H183ZM253 22V23H252ZM255 23V24H254ZM181 24H182V26H181ZM187 24V23H186ZM191 24V23H190ZM224 24V25H223ZM155 26V27H154ZM194 26V25H193ZM164 28V29H163ZM165 28H167L168 29V31H170V32H168V33H170L169 35H168V33L166 34L165 33V31L164 30H166ZM135 29V28H134ZM137 29V28H136ZM136 29H135V31H136ZM184 29H186V27L184 28ZM151 30H152V32H151ZM155 30V31H154ZM158 30H160V31H163V33H165V34H163V33H161V32H159ZM181 32H180V31ZM187 30H188V24H187ZM173 31V32H172ZM176 31H177V33L179 32L180 34H177L176 33ZM154 32H156L154 35H151V34H153ZM172 32V33H171ZM157 33L159 34L160 33V36L159 35H157ZM174 33H176V34H174ZM219 33V34H218ZM163 34V35H162ZM171 34H172V36H171ZM206 34V35H205ZM143 35L141 36H139V37H143ZM148 35H150L149 37H148ZM162 35V36H161ZM182 35V34H181ZM201 35H203V36H201ZM205 35V36H204ZM153 36V37H152ZM174 36H176V38H177V40H175V37ZM200 36V37H199ZM211 38H210V37ZM215 36V37H214ZM165 37V38H164ZM167 37V38H166ZM170 39H169V38ZM174 37V38H173ZM179 37V38H178ZM149 38V39H148ZM155 38H156V41H155ZM206 38V39H205ZM151 39H153V40H151ZM168 41H167V40ZM180 39V40H179ZM208 39L210 40V39H212V41H209L208 42ZM146 40V41H147ZM152 41V43H151V41ZM166 40V41H165ZM172 40H173V45H172ZM179 40V41H178ZM185 40V39H184ZM182 41V43L184 44V42H188V41ZM163 42V44H164V46H163V44H161L160 42ZM176 41H178V42H175ZM144 43H143V45H144ZM179 43H178V45H179ZM181 43V44H182ZM166 44V45H165ZM170 45V49H173V50H171V53H173L172 55L169 53V45ZM146 45L148 46V47H146ZM176 47H175V46ZM202 45V46H201ZM166 48L165 46H167L168 47V49L166 50V51H168L167 53H169V55L167 54H165V50H164V48ZM171 46L172 47H175V48H171ZM199 47V48H198ZM203 47V48H202ZM256 47H258V56L256 57V58H254V56L255 55H253V53H254V51H255V49H256ZM244 48H247L248 50H249V55H247V53L246 52H244ZM151 49V50H150ZM148 50H150V52L148 51ZM146 51H148V52H146ZM154 51V52H153ZM163 51V52H162ZM173 51V52H172ZM180 51L181 50H179V53H180ZM183 51V50H182ZM185 51H187V52H185ZM145 53L146 54H150V55H147V56H144V60H143V54L145 55ZM182 54H183V52H181ZM180 53V54H181ZM187 53H190L189 52V50H184V54H187ZM153 54V55H152ZM152 55V56H151ZM170 55H171V57H170ZM175 56V58H173L174 56ZM173 56V57H172ZM150 57V58H149ZM170 58H173L172 60H169ZM138 59H140V60H138ZM142 59V60H141ZM146 59V60H145ZM173 60V61H174ZM203 60H207L206 61V63H204L203 62ZM136 63V64H135ZM137 66V67H136ZM199 67H201V68H199ZM138 68V69H137ZM140 68H142L143 70L144 69H146L148 72H146L144 75H146V76H142V74H141V70L142 69H140ZM135 70V71H134ZM139 70H140V72H139ZM145 70V71H146ZM164 70V71H163ZM137 71V72H136ZM183 72V71H182ZM130 73V72H129ZM135 73V74H134ZM148 73V74H147ZM137 74H138V76H137ZM134 75V76H133ZM136 75V76H135ZM140 75H141V77H140ZM162 75H164V74H162ZM133 76V77H132ZM124 77V76H123ZM145 78V79H144ZM117 79V78H116ZM99 85L101 84V82H97ZM96 82L94 83V84H97ZM93 84V85H94ZM94 85V87L96 88L95 90L98 92H95V93H92V94H95L96 95V93L99 95V93H103V91L105 92L106 90H107V86L104 84V83H102L101 84V86H106L105 88H102L101 86H99V85ZM125 84V83H124ZM120 87H119V86ZM100 87L102 90H100V88H98L97 89V87ZM110 86V87H109ZM118 86V87H117ZM110 88V89H109ZM111 88L114 90L113 92L111 91ZM117 89H119V90H117ZM256 90L257 92H258V94H259V98H258V112H257V114L255 113V109L252 107L253 106V101H252V99H251V97H250V95H251V91L252 90ZM98 90H100V91H98ZM107 90V91H108ZM106 91V92H107ZM120 91V92H119ZM104 93L103 95H106L107 93H108V95L109 94H111V93H109V92H107V93ZM121 93V94H120ZM91 94V95H92ZM98 95H97V97L96 96H94V95H92L93 97H94V99H93V97L92 96H87L86 97V100L89 98L90 100H92V101H94V100H96V101H98L97 103H99V102H104V99H105V101H107V96H101L102 98L103 97H105V98H103V100H102V98L101 97H98ZM100 96V95H99ZM168 96V95H167ZM169 96H170V94H169ZM218 96H220L221 97V101L223 102V100H224V102L225 101H227V102H225V103H222V105L220 106V105H217V106H215L214 108L212 107V101H213V99L212 98H215V97H218ZM165 97V98H164ZM223 97V98H222ZM171 98V99H170ZM241 99V101H242V103H243V105H245L246 107H247V109H248V111H249V116L252 118L251 119V121H247V120H245L244 118H242L240 115H238L239 113H238V111L237 110H235L234 108L232 109V108H230L228 105V108H230V109H232V110H230V111H228V110H226L224 107H227L226 106V104L227 103H230V102H232V101H235L236 99ZM160 99H159V101H160ZM86 101L88 104H89V106L90 105H93V102L92 101ZM211 100V101H210ZM158 100H157V102H159ZM95 102V101H94ZM195 102V103H194ZM92 103V104H91ZM97 103H94V106L97 104ZM153 103V104H152ZM165 103H166V106H164V109L166 108V109H168V107L170 108L171 107V109H168V111H167V113H166V109L165 110H163V107H161L162 105L161 104H164L165 105ZM140 104H141V102H140ZM140 104H139V107H143L144 105H141L140 106ZM158 104V105H157ZM211 104V105H210ZM98 106H96L97 107V109H98V107H102V106H104V107H100V110L101 109H103V111H105V108H106V102H104V105L102 104V103H100V106H99V104H97ZM152 105H154V106H152ZM224 105V106H223ZM146 106V105H145ZM155 106H156V109H155ZM159 106V107H158ZM194 106V107H193ZM95 107V108H96ZM151 109H150V108ZM157 107L159 108V110H157ZM223 107V108H222ZM93 108V107H92ZM144 108V107H143ZM160 108H162L161 109V113L164 115H160L161 117H163V118H161V120L162 121H160V122H162V123H160L159 122V120H158V118L157 117H159V119H160V116H156L155 117V115H156V111H157V114H158V112H160ZM206 109H210V110H206ZM213 109V110H212ZM99 110V109H98ZM163 110V111H162ZM215 110V111H214ZM155 111V112H154ZM169 111H171V113H172V117H170L171 119H173L174 120V118L176 119V120H172L171 122L174 124V122H179V125L177 124V123H175L174 125H178V126H180L179 128H180V130H182L181 129V127H183V130L180 132V134L182 135L181 136V138L183 137V138H185L184 136H188V130H186L187 132V134L186 133H184L185 132V129L187 128H189V130L192 128V126H194L195 127V129H194V127H193V129L194 130H190V132H195V136H196V132H198L199 133V135H198V133H197V135L199 136H196L197 137V139L199 140V138H201L200 140L201 141H199V143H197L198 141H196L197 139H195V142L196 143H191L190 141H189V137H186L185 139H183L182 138V140H184V141H182L181 142V144L182 145H184V143H187V144H185L184 146H186L185 148H186V150L189 148L188 146L190 145V144H192V145H196V147L194 146H192L193 147V149L194 148H196L198 151L196 152L195 150L196 149H194V150H192L191 148L190 149H188L189 151L191 150L192 151V153L195 151V153L197 154V155H199V152L200 151H202L203 149H205L206 147V149L208 150H204V151H202V153L204 152H206L205 154L206 155H208L207 153H210V151H212L208 156L210 157L209 159H211V164H212V162L215 160V157H213V156H215L214 154L216 153V148L218 147V145H220V144H217V143H215L213 140H212V135L213 134H215V132H214V129L216 128V125L218 126L217 128H219V127H221V125H222V128H223V130L225 131L224 132V135L223 136H225V133H226V135L227 134H231L232 136H233V134H235V138H236V140H234L235 138H233V142L230 140V141H226V138H224L225 139V141L227 142V143H225V145H221V153H219V155H222V156H220L221 158H223V159H221L222 161H225L224 163L221 161V165H223V167H224V165H225V163H227V162H230V167H228V166H225V169L227 170V168H229L228 169V172H230L232 175V177H235V178H232V181H230V188L232 189V191H234L235 190V193H234V195H236L237 196V198H236V196H235V198H236V200H235V198H234V200H235V202L236 201H239V203H237V204H239L238 206H240L241 208H238V210L239 209H242V211H240V213L242 212V215L245 217V215L247 216V217H245V218H247V219H244V217L242 218V219H244V221L243 220H241V214H238L237 216V219H239V217H240V219L239 220H241L242 221V224L240 225V222L238 223V221L236 222H234L235 224H238L239 226H236V229H237V227L238 228H240V227H242L241 229H239V230H237L238 232L236 233L234 230H233V228L235 227V225H234V223L232 224V221L231 220H229L228 219V222L229 223H226L227 222V219H223L222 220V222L220 221V222H218V223H216L215 225H216V227H214L213 226V221H212V225H209L210 224V218L212 217V216H208V214H209V212H208V210H210V209H203V210H201V212H199L198 210H197V208H195L197 211H195V209H194V211L195 212H192L193 213V215L194 214H197V215H195L194 217L191 215L192 213L190 212V210L192 209H190L189 210V214L187 213V211H185L184 212V210L183 209H185V208H190V206L188 205V204H190V203H187V201L185 200V202L183 201L184 199H182V202L183 203H187L186 204V206H184L185 204H183L182 202V206H181V203H180V207H185V208H183V209H181L180 207H179V210H181L180 211V213H179V210L177 211L176 209H178V208H174V206H179L178 204H175V203H177L178 201H181L180 199L178 200L177 199V197H179L180 198V196H181V192H178L177 190H181L182 188L180 187H178V185H176V184H179V183H177L178 181H181L180 180V177H179V175H175V173H174V175H172L171 173H170V171L173 169L172 168V165L174 164V161H172V155L174 156L175 154H182V152L183 151H185V153H187L186 154V156H185V153H184V155L183 156H185V158L187 157V156H192V155H188V153H190L188 150V152L186 151V150H184L185 148H183V147H180V145L181 144H179L178 143V141H177V138H178V140L180 141L181 140V138H180V134L178 133L179 132V128L177 129V127H176V133L178 134V137H176L177 136V134H175L174 132H175V126H173V124L170 122V118H168L170 115L169 114H171V113H169L168 114V112ZM205 111H207L208 113H210V116H209V114H208V117L206 118V122L205 121H202L203 119H202V117H203V115H204V113H205ZM214 112V114H213V112ZM88 112H91V110H90V108H89V111ZM126 112V113H125ZM150 112V113H149ZM206 112V113H207ZM216 112V113H215ZM151 113H152V115H151ZM161 113H159V114H161ZM195 113V114H194ZM92 114V113H91ZM126 114V115H125ZM155 114V115H154ZM166 114V115H165ZM169 116H168V115ZM173 115H175V116H173ZM194 115V116H193ZM87 116V115H86ZM88 116H90L89 115V113H88ZM152 116H153V118H152ZM155 118V119H154ZM156 118H157V120H156ZM127 119V118H126ZM150 119V120H149ZM190 119V118H189ZM201 119V120H200ZM155 120V121H154ZM168 120V121H167ZM182 120H183V122L185 121V123H182ZM188 120V119H187ZM264 120V119H263ZM157 121H158V123H157ZM205 122V125H202L203 123L202 122ZM213 121V122H212ZM164 122V123H163ZM167 122V123H166ZM180 122H181V124H180ZM188 123V125H187V123ZM211 122H212V124H211ZM215 122H217L216 124H215ZM147 123V122H146ZM145 123V124H146ZM170 123H171V125L173 126V129L172 130H170V128H172V127H170ZM202 123V124H201ZM143 125H145L144 123H142ZM141 124V125H142ZM167 124H168V126H167ZM187 126V127H184L185 125ZM194 124V125H193ZM215 125V128L213 129V127H214V125ZM85 126L87 125V124H84ZM103 125H105V123L103 124ZM102 125V126H103ZM159 125V126H160ZM182 125H184V126H182ZM190 125V126H189ZM107 126V125H106ZM106 126H104L105 128H106V130L108 131V126L106 127ZM145 126H147V124L145 125ZM162 126H164V127H162ZM167 128H166V127ZM213 126V127H212ZM211 127H212V130H211V132H209V133H212L211 135H210V138H211V140L214 142H211V140L209 141V143H208V145L207 144H204V140L205 139H203V137L205 138V135H204V133H205V131L204 132H202L203 130H205V129H208V131H209V128L211 129ZM85 127L83 126V129H84ZM105 128H103V129H105ZM199 128V129H198ZM205 128V129H204ZM153 129L151 130L152 132H154L153 131ZM198 131H197V130ZM203 129V130H202ZM87 130V128H85V131ZM165 132H164V131ZM150 131V133L152 134V132ZM171 131V132H170ZM156 132V133H157ZM167 132V133H166ZM184 134H186V135H184ZM189 132V133H190ZM155 133V134H156ZM165 134V136H164V134ZM172 133V134H171ZM150 134V135H151ZM161 134V135H160ZM170 136H168V135ZM173 134H174V136H173ZM203 134V135H202ZM223 134V133H222ZM237 134V135H236ZM153 135V134H152ZM160 135V136H159ZM184 135V136H183ZM190 135H191V133H190ZM157 136V138H155ZM172 136V137H171ZM236 136H238V137H236ZM159 137H160V139H159ZM225 137H227L228 138V135L227 136H225ZM17 138H18V140H17ZM155 138V139H154ZM165 139L166 140V138H167V142L165 141V140H162V139ZM169 138V139H168ZM176 138V141H177V143H176V141L174 140V139ZM209 138V139H210ZM170 139H172V140H170ZM187 139V140H186ZM214 139H218V138H214ZM7 141V144L5 143ZM16 141H21V143L20 142H16ZM29 141L31 142L30 144H29ZM104 141V140H103ZM163 141V142H162ZM171 141V142H170ZM175 143H173V142ZM187 141V142H186ZM190 142V144H189V142ZM202 141H203V144H202ZM224 141V142H225ZM9 142V143H8ZM231 142H232V144H231ZM235 142V143H234ZM13 143H14V145H13ZM103 143V144H102ZM163 143H164V148H163ZM229 143V144H228ZM16 144V145H15ZM18 144V145H17ZM19 144L20 145H22V146H25L26 147V149L25 148H23L22 146H20L19 147ZM159 144H161V146H162V148H161V146H159ZM176 144H177V146H179L180 147V150H179V148L176 146ZM179 144V145H178ZM198 144L200 145H203L204 146V148H203V146H198ZM213 146H212V145ZM214 144H216V145H214ZM11 145H12V148H14V146H17V147H19V149L18 148H16L15 147V149H17L18 150V152L15 150V149H12V151H11V149H10V147H11ZM165 145H166V147H165ZM169 145V146H168ZM205 145H206V147H205ZM228 145H230V147L228 146ZM235 145V146H234ZM8 146H10V147H8ZM172 146V147H171ZM209 146H211V147H209ZM215 146V147H214ZM217 146V147H216ZM223 146H225L224 147V149H223ZM227 146V147H226ZM7 147V148H6ZM110 148V149H108V148ZM168 147L170 148V149H168ZM173 147L175 148V147H177L178 148V150H176L177 148H175V152L173 151L172 152V150H174L173 149ZM200 147H202V148H200ZM209 147V148H208ZM160 148H161V150H160ZM168 150H167V149ZM181 148H183V151H182V149ZM211 148V149H210ZM227 148V149H226ZM229 148H230V151H228L229 150ZM232 148H233V150H232ZM68 149H70V150H68ZM104 149H106V150H104ZM162 149H165L166 150V153H167V155H166V153H164L165 152V150H162ZM172 149V150H171ZM202 149V150H201ZM214 149H216V150H214ZM8 150V151H9ZM29 150H31V151H29L30 153V155L31 154H34L35 153V155L37 156H34L33 157V155H29L27 152ZM93 151V153H92V151ZM109 150V151H108ZM160 151L159 152V154H158V151ZM5 151V152H6ZM32 151H34V152H32ZM70 151H72V154L70 153ZM103 151V152H102ZM156 151V152H155ZM162 151H163V153L164 154H162ZM176 151H177V153H176ZM215 151V152H214ZM226 153H225V152ZM32 152V153H31ZM36 152H37V154H36ZM84 152V153H83ZM104 152V153H105ZM110 152L108 153V154H110ZM171 152V153H170ZM7 153V152H6ZM13 153H11V154H13ZM41 153V152H40ZM40 153L38 154V155H40ZM68 153H70V155L68 154ZM86 153V154H85ZM89 153V155H91V154H93V155H95V156H92V157H89L88 156V159H89V161L87 160V158H83V157H86L87 156V154ZM91 153V154H90ZM102 153V154H101ZM168 153H170V154H168ZM172 153H175V154H172ZM27 154L30 156V158H29V156H27ZM67 154H68V156H67ZM86 156H85V155ZM160 154H162V155H160ZM225 154H228V156L227 155H225ZM5 155V158L7 157L8 159H9V162H10V165H11V162H12V160H13V162L15 163V161H14V159H10L9 158V156H7L6 154H4L3 153V156ZM21 155V156H20ZM44 155V154H43ZM75 155V156H74ZM105 155H106V153H105ZM156 155H158V156H156ZM164 155H166L165 156V158L167 159H165L164 158ZM200 155H202L201 153H200ZM200 155L199 156H197L198 158L200 157ZM225 157H224V156ZM67 156V157H66ZM72 156H74V157H72ZM83 156V157H82ZM104 156V155H103ZM155 156V157H154ZM162 156V157H161ZM169 156V157H168ZM171 156V157H170ZM227 156V157H226ZM2 157V156H1ZM0 157V158H1ZM33 157V158H32ZM66 157V158H65ZM72 157V158H71ZM77 157V158H76ZM79 157V158H78ZM161 159H160V158ZM3 158V160L4 161H6V159H4V157H2ZM1 158V159H2ZM40 158V159H39ZM60 158V157H59ZM73 158H75V159H73ZM162 158H163V162H161L162 161ZM170 158H171V160H170ZM190 158V157H189ZM188 158V159H189ZM1 159H0V161H1ZM32 161H31V160ZM34 159V160H33ZM49 159H50V161H49ZM63 159V160H62ZM65 159H67V160H65ZM70 159V160H69ZM82 159H85L84 161L82 160ZM187 158H186V160H187V162L188 161H190V160H188ZM190 159H192V158H190ZM225 159V160H224ZM229 159V160H228ZM3 160L0 162L1 164V166H0V171H1V168L5 165V166H8L9 165V162L7 161V163H5L3 166H2V163H3ZM11 160V161H10ZM78 162H77V161ZM80 160V161H79ZM82 160V161H81ZM87 160V161H86ZM158 160H161L160 162L161 163H159V161ZM169 160V161H168ZM56 161V162H57ZM63 163V164H61V162ZM69 161H71V163L69 162ZM78 163H76V162ZM151 161V160H150ZM165 161V162H164ZM167 161V162H166ZM170 161H172V162H170ZM227 161V162H226ZM13 162H12V164H13ZM23 162H25V164H23ZM29 162H30V164H33V165H30L29 164ZM33 162V163H32ZM37 162V163H38ZM69 162V163H68ZM75 162V163H74ZM82 162H83V164H82ZM28 163V164H27ZM46 163V164H45ZM65 163V164H64ZM152 163V162H151ZM171 163V164H170ZM7 164V165H6ZM41 164V163H40ZM82 164V165H81ZM162 164V165H161ZM167 164V165H166ZM169 164V165H168ZM9 165V166H10ZM28 165V166H27ZM36 167H35V166ZM37 165H39V164H37ZM48 165H49V168L51 169H48ZM66 165V166H65ZM68 165H69V167H68ZM71 165V166H70ZM79 165V166H78ZM84 165V166H83ZM175 165V164H174ZM173 165V166H174ZM18 166V167H17ZM24 166H26V167H24ZM33 166V167H32ZM59 166H60V168H59ZM62 166V167H61ZM66 167V169H65V167ZM74 168H73V167ZM76 166V167H75ZM80 166H81V168H80ZM168 166V167H167ZM186 165L184 164V167H185ZM212 166V165H211ZM232 166V167H231ZM243 166H247V171L246 172H248L247 174H249L248 175V178H249V180L247 181V179H246V181L247 182H245V183H243L244 182V180L243 181H240V183H242V184H238V182H236V180H237V178H238V174H240L241 173V171H240V173H238L239 172V170L240 169H242V167ZM25 169H24V168ZM35 167V168H34ZM57 167H58V169H57ZM67 167H68V169L69 170H67ZM70 167H72V168H70ZM172 169H171V168ZM175 167V166H174ZM187 167V166H186ZM227 167V168H226ZM30 169V168H32V169H30V171H32V172H30L28 169ZM64 168V169H63ZM79 168V169H78ZM260 168H261V170H260ZM263 168V169H262ZM54 169H55V171H59L60 173H58V174H56L57 172H55L54 171ZM74 169H76V170H74ZM81 169H83V170H81ZM168 169H170V170H168ZM186 169V168H185ZM187 169H188V167H187ZM224 169V168H223ZM223 170L222 172L224 173V175H225V173L227 172L226 170ZM231 169V170H230ZM252 169H254V170H252ZM37 170V173L36 174H34V171H36ZM41 170V172H39V171ZM46 170H48V171H46ZM79 172H78V171ZM83 171V173L85 174L86 173V175H85V178L86 179H88L89 180V182H88V180H86V182H88L87 184H91V187H93V189L95 188V190H93V191H95V192H93L92 191V193L90 192V191H88L89 189L91 190L92 188L89 186H87V184L85 183V180H84V182L82 181V179H80V175L82 176V172L81 171ZM256 170L258 171V170H260V171H258V174H260L261 175V177H259L258 176V174L256 173ZM46 173H45V172ZM52 171V172H51ZM64 173H63V172ZM66 171V172H65ZM67 171H68V173H67ZM69 171H71V172H69ZM162 171H164L163 172V174H162V176H161V172ZM173 171V170H172ZM171 171V172H172ZM211 171H213L212 170V168H211ZM226 171V172H225ZM44 172V173H43ZM55 172V173H54ZM80 172L82 173V174H80ZM150 171H149V173H151ZM165 172H167L166 174H165ZM227 172V173H228ZM263 172V173H262ZM28 173V174H29ZM49 173H51L50 175H49ZM63 175H62V174ZM78 173V174H77ZM151 173V174H152ZM16 174L17 173H15L14 174V176H16ZM32 174H30V175H32ZM52 174H54V175H52ZM67 174H69V175H67ZM83 174V175H84ZM229 174V173H228ZM26 175V176H25ZM87 175H88V178H87ZM164 175V176H163ZM223 174H222V176H223V181L225 182V177L226 176H224ZM52 176H56V178H54L53 177V179L54 180H56V179H59L58 181H54L52 178H51V184H53V182H55L57 185H60V186H57L55 183L53 184V186H51V184H47L46 183V178L47 177H52ZM75 176V177H74ZM167 176V177H166ZM172 178H171V177ZM263 176V177H262ZM64 177V178H63ZM69 177V178H68ZM79 178V180H78V178ZM164 177V178H163ZM168 177H170V178H168ZM174 177L175 178H179V180L178 179H176V181L174 180ZM21 178V179H22ZM45 178V179H44ZM68 180H70V179H72V180H70V181H68ZM90 178V179H89ZM148 178V179H149ZM165 178L166 179H168V180H166V182H167V184H166V182H165ZM3 178L0 176V180H2ZM22 179V180H23ZM39 179H41L43 182H45L46 183V187H42V186H44V183H42V181L41 180H39ZM64 179V180H63ZM154 179H155V181H154ZM173 179V180H172ZM234 179H236L235 181H234ZM261 179V180H260ZM18 180H20V179H18ZM22 180H20V181H22ZM28 180V181H27ZM76 180V181H75ZM80 182H78V181ZM83 182H81V181ZM145 180V177H144V181H146ZM158 180V181H157ZM160 180V181H159ZM172 180V181H171ZM178 180V181H177ZM5 181H6V183H5ZM35 181H38V185H36L37 186V188L39 187V190L38 191H36V187H35V185H33V184H37V182H35ZM41 181V182H40ZM67 181V182H66ZM74 181V182H73ZM4 182V183H3ZM23 182V181H22ZM21 182V183H22ZM23 182V183H24ZM33 182H35V183H33ZM64 182H65V184H64ZM71 182V183H70ZM73 182V183H72ZM148 182H149V185H148ZM152 182V183H151ZM170 182V183H169ZM234 182H236L235 184H233ZM3 185H2V184ZM11 183V182H10ZM61 183H62V185H61ZM66 183H67V185H66ZM77 183V184H76ZM78 183L79 184H81L80 186L81 187H83V189H84V186L86 185L87 186V188H89V189H86L88 192H89V194H88V196L86 197L83 193H81V192H79V191H77L79 188H80V186L78 185ZM154 183H156L157 184V186H156V184H154ZM163 183V184H162ZM174 183V186L173 187H175V188H173L172 187V184ZM43 184V185H42ZM63 184H64V186H63ZM75 184V185H74ZM85 184V185H84ZM150 184H151V187H148V186H150ZM161 184V185H160ZM165 184L168 186H165ZM181 184V183H180ZM179 184V186H181ZM33 185V186H32ZM40 185V186H39ZM47 185H50V187H47ZM76 187V189L77 190H75V187ZM77 185V186H76ZM93 185V186H92ZM148 185V186H147ZM158 185H160V186H158ZM171 185V186H170ZM234 185V186H233ZM237 185V186H236ZM4 186V187H3ZM28 186V187H27ZM29 186H32V187H29ZM56 186H57V188H56ZM67 186H69L68 188H67ZM79 186V187H78ZM85 186V187H86ZM153 186V187H152ZM219 187H218V189L220 188V185H218ZM2 187L4 188V189H2ZM6 187H8V188H6ZM25 187H27V189L25 188ZM41 187V188H40ZM54 187V189H52ZM63 187H66V188H63ZM73 187V188H72ZM78 187V188H77ZM158 187H159V189H158ZM161 187V188H160ZM170 187V188H169ZM242 187H244V188H242ZM262 187V188H261ZM32 188V189H31ZM35 190H34V189ZM47 188H49V189H46ZM50 188L52 189L51 190V195H50V197L51 196H53V194H54V196L52 197L53 198V200H52V198L50 199V197H48L49 196V192L50 191H48V190H50ZM60 190H59V189ZM62 188V189H61ZM149 188V189H148ZM150 188H152V190H150ZM166 188V189H165ZM172 188L174 189V190H172ZM177 188H179V189H177ZM223 188H225V187H223L222 186V189ZM235 188V189H234ZM246 188V189H245ZM7 189H10L12 192V195H15L16 197H12L11 198V196L9 197V193H8V190L6 191ZM26 189V190H25ZM28 189H31V191L29 190L28 191ZM41 189H42V191H41ZM45 191H44V190ZM56 189V190H55ZM82 188H80L79 190L80 191H83V189L81 190ZM159 191H158V190ZM163 189H164V192H163ZM168 189V190H167ZM217 189V190H218ZM230 189V190H231ZM4 192H3V191ZM10 190H9V192H10ZM16 190V189H15ZM32 190H33V193L36 191L37 193L34 195L33 194V196H31L32 194L30 193V192H32ZM66 190V191H65ZM75 190V191H77V192H73V191ZM142 190V191H141ZM179 190V191H180ZM220 190V189H219ZM236 190H237V192H236ZM28 191V192H27ZM40 191V192H39ZM52 191H54V192H52ZM63 191V192H62ZM65 191V192H64ZM132 191H133V188H132ZM177 191V193H178V195L176 196V199L178 200H176L175 199V194H177V193H175ZM182 191V190H181ZM221 191V190H220ZM27 192V193H26ZM38 192L40 193L39 194V196H38ZM58 192V193H57ZM76 193V194H74L75 195V197H74V195L72 194V196H71V194L70 193ZM80 193V194H77V193ZM124 192H126V194H122V193H124ZM128 192V193H127ZM213 192H214V190L212 191V196H213ZM223 192V191H222ZM221 192V193H222ZM255 192H258V194L257 193H255ZM7 195H6V194ZM44 193V194H43ZM63 193V194H62ZM65 193V194H64ZM115 193H119V195L118 194H115ZM130 193H131V190H130ZM135 192H133V193H131V194H134ZM168 193H175L174 195L173 194H167ZM237 193V194H236ZM254 193V194H253ZM30 194V198H29V195ZM44 196H43V195ZM55 194H57L58 196H56ZM63 195V198H62V195ZM70 194V197L68 196V195ZM82 194V196H83V198L81 199V197L82 196H80ZM120 194L123 196V197H125V201L127 202V203H124L123 201H122V204L120 203L121 202V200H123L124 198L123 197H121L120 196ZM153 194V195H152ZM157 196H156V195ZM164 194V196H165V194H166V196L165 197H163L162 195ZM179 194H180V196H179ZM220 193L217 191L216 192V195H219ZM257 194V195H256ZM6 195V196H5ZM11 195V194H10ZM25 195H26V197H25ZM41 195V196H40ZM47 195V196H46ZM66 195V196H65ZM76 195H78V196H76ZM120 197V202H119V199H117V198H119L118 196ZM160 197H159V196ZM172 195V196H171ZM43 196V197H42ZM56 196V197H55ZM117 198H116V197ZM145 196V197H144ZM257 196V197H256ZM4 197V198H3ZM5 197L6 198H8L7 199V201H6V199H5ZM25 197V198H24ZM33 197H36V198H39V199H36V198H34V200L35 201H33V202H37V204L38 205H35L34 206V208L36 207L37 209H39V211L38 210H36V208H35V210H34V208L32 207V204H33V202L31 201V199H33ZM48 197V198H47ZM59 197H60V201L58 202L57 201V199H59ZM65 197V198H64ZM68 197V198H67ZM73 197H74V199H73ZM111 197V198H110ZM116 199H115V198ZM144 197V198H143ZM154 197V198H153ZM169 197V198H168ZM215 197H217V196H215ZM13 198H17V199H14L13 200ZM21 198H23V199H21ZM28 198H29V200H28ZM55 198V199H54ZM71 198V199H70ZM123 198V199H122ZM128 198V197H127ZM157 198V199H156ZM161 198V199H160ZM255 198V199H254ZM3 199L6 201H4L3 202ZM10 199H12V202L14 201V203L16 204V202L17 201H15V200H18V203L16 204V206L18 205V206H20L19 208H18V210L15 208L16 206L14 205V203L12 204L11 203V206L9 205L10 204V202L11 201H9ZM25 199H27V200H25ZM46 199V200H45ZM50 199V202H48V200ZM64 199V200H63ZM73 199V200H72ZM80 199V200H79ZM113 199H115L114 201L116 202L117 200V202L119 203L117 206H115V209H113L114 208V206H113V204H114V201H113ZM241 199V200H240ZM21 200H22V202H21ZM43 200H45L46 201V203L43 201ZM51 200H52V202H55V203H57V205L55 204V203H52L51 202ZM68 200V201H67ZM78 200H79V202L82 200V201H84V202H82L83 203V208H82V206H81V209H79L80 208V205H81V202L79 203L78 202ZM155 200V201H154ZM168 200V201H167ZM171 202H170V201ZM173 200H176L175 202L173 201ZM255 200V201H254ZM28 201H30V202H32V203H26V202H28ZM57 201V202H56ZM64 201H66L65 203H64ZM74 201V202H73ZM112 201V202H111ZM132 201V200H131ZM149 201H151V204H150V202ZM159 201V202H158ZM160 201H162V202H160ZM165 201V202H164ZM258 201H259V199H258ZM3 202V203H2ZM42 202H43V204H45V205H43L42 204ZM48 202V203H47ZM60 202H61V204H60ZM63 202V203H62ZM70 204H69V203ZM76 202V203H75ZM89 202V203H88ZM153 202V203H152ZM158 203V205H157V203ZM22 203H24V204H26L25 206H27V204L29 205V206H27V208L24 206V204H22ZM60 205H62L61 207H59L58 205L59 204ZM78 203H79V205H78ZM127 206V207H129L128 209L126 208V206L124 205V204ZM138 205H137V204ZM160 203V204H159ZM35 204V203H34ZM42 204V205H41ZM49 204V205H48ZM63 204H64V206H63ZM111 204V205H110ZM117 204V203H116ZM121 204V206L119 207V205ZM132 204H134L133 206H132ZM144 206H142V205ZM153 204V205H152ZM154 204H155V206H154ZM165 204V205H164ZM167 204H169L170 206H171V204H173L174 206H173V208L175 209V210H173V211H175V213H174V215H173V212H172V208H171V211H170V209L168 208V207H170L169 205H167ZM241 204H242V206H241ZM2 205V206H1ZM6 207H5V206ZM8 205V206H7ZM13 205L15 206V207H13ZM31 205V206H30ZM46 205H47V207H46ZM74 207H73V206ZM84 205H85V207H84ZM87 205V206H86ZM110 205V206H109ZM125 206V208H126V211H125V208H122V206ZM139 205H141L142 207H140ZM151 205V206H150ZM162 205V206H161ZM248 205H250V206H248ZM41 208H40V207ZM45 206V207H44ZM48 206H53V207H50L49 209H51V210H54V212H57L58 210H59V212H60V210H61V208H62V210H64L62 213H63V215H62V213L60 212H57L59 215H57V213H56V215H57V217H56V215H55V213L52 211L51 212V210H49V212H48ZM56 206V207H55ZM65 206H67V207H70L71 208V210L70 209H67ZM123 206V207H124ZM130 206L132 207V208H130ZM165 206V207H164ZM168 206V207H167ZM9 208L10 209V211L8 210V212H6L7 211V209L6 208ZM11 207V208H10ZM25 207V208H24ZM28 207L30 208H33V209H31L32 211H33V214H35V217H36V219H35V217H34V215L32 214L31 215V213H32V211L30 210V212L28 211L29 209H28ZM76 207V208H75ZM88 207H90V206H88ZM110 207H112V208H110ZM117 207V208H116ZM119 207V208H118ZM133 207H135L134 209H133ZM140 207V208H139ZM151 207V208H150ZM160 207H162L161 209H160ZM166 207H167V210H168V212H166ZM172 207V206H171ZM255 207V206H254ZM258 206H256L255 208H257ZM5 208V209H4ZM46 208H47V211L45 212V210H46ZM53 208V209H52ZM142 208V209H141ZM153 208V209H152ZM164 208V209H163ZM250 208H251V210H250ZM253 208V209H252ZM27 209V210H26ZM43 209H45L44 210V212H43ZM79 209V210H78ZM83 209V210H82ZM89 209H91V210H93V209H95V207H93V206H91ZM121 209H122V211H121ZM137 209V210H136ZM147 209H149V210H152L153 212L152 213H149L148 214V212H151V211H149V210H147ZM13 210V211H12ZM15 210H17V211H15ZM61 210V211H62ZM90 210V211H91ZM109 210V211H108ZM111 210V211H110ZM119 210H120V212H119ZM144 212H143V211ZM158 211V210H160V212L158 211V212H156V211ZM165 212H163V211ZM183 210V211H182ZM186 210V209H185ZM207 211L206 213H207V215H206V213H204L205 211ZM2 211H3V213H2ZM19 211V212H18ZM67 211V212H66ZM69 211V212H68ZM79 211V212H78ZM82 211H86V213H87V215H86V213L85 214H83V212ZM125 211V212H124ZM132 214L133 212H134V214H132V216H131V214L129 213V212ZM132 211V212H131ZM137 211H138V215L139 214H143L142 216L140 215V216H138L137 215ZM139 211H140V213H139ZM170 211V212H169ZM255 211H256V209H255ZM9 212H12L11 214L9 213ZM16 212H18L17 214H19L18 216H17V214H16ZM21 212V213H20ZM37 212H39V213H37ZM42 212V213H41ZM66 212V213H65ZM70 212H72V213H70ZM74 212H75V214H74ZM82 212V213H81ZM106 212V213H105ZM113 212V213H112ZM115 212V213H114ZM117 212V213H116ZM156 212V214H158L159 216H160V214L162 213H164L163 215H165V216H160V221L158 222V220L159 219H157L155 216L156 215H154V213ZM172 212V213H171ZM184 212V213H183ZM204 213V215H203V213ZM244 212V213H243ZM13 213H14V217H12L13 216ZM27 213V214H26ZM28 213H29V215H28ZM41 213V214H40ZM43 213H48L47 214V216L50 214V213H52V215H53V213H54V217L50 214V216H48L47 217V219L49 218V217H53V218H49V220L48 221H50V219H52L50 222H49V225H48V221H46L45 220V218H43L44 217V215H43ZM65 213V214H64ZM78 213V214H77ZM81 213V214H80ZM129 213V214H128ZM145 213V214H144ZM147 213V214H146ZM169 213H171V215L169 214ZM182 213V214H181ZM238 213H239V211H238ZM25 214L27 215V218H26V216H25ZM72 215V216H69V215ZM124 215V217L122 216V215ZM137 216H136V215ZM152 214V215H151ZM161 214V215H162ZM166 214H168V215H170L171 217H172V219H168V218H171L170 216L167 218V216H166ZM176 214V215H175ZM183 214H184V216H183ZM188 214V215H187ZM210 214H213V213H211L210 212ZM209 214V215H210ZM3 215V216H2ZM9 215V216H8ZM15 215H16V217H15ZM42 215V216H41ZM78 215V216H77ZM85 215H86V219H85ZM112 215H113V217H112ZM128 215V216H127ZM147 215V216H146ZM154 215V216H153ZM177 215H179V217L177 216ZM201 215V216H200ZM5 216H7V217H5ZM11 216V217H10ZM45 216H46V214H45ZM81 216V217H80ZM101 216H103V214H101ZM108 216V215H107ZM114 216H115V218H114ZM117 216V217H116ZM118 216H119V218H120V220H119V218H118ZM127 216V217H126ZM131 216V218L129 219V217ZM150 216V217H149ZM197 216H199L200 218V220L198 219V217ZM205 216V217H204ZM2 217H4V218H2ZM25 217V218H24ZM73 217V218H72ZM77 219H76V218ZM88 217V218H87ZM104 217V216H103ZM121 217H123V218H121ZM136 217H138V218H135ZM144 217H149V218H147V219H144ZM166 219H165V218ZM177 217V218H176ZM186 217H187V219H186ZM193 217V218H192ZM202 217V218H201ZM2 218V219H1ZM13 218H15V219H13ZM33 218H34V220H33ZM39 218V219H38ZM40 218H41V220H40ZM43 218V219H42ZM69 218V219H68ZM72 218V219H71ZM81 218H83V220H85V221H83ZM117 218V219H116ZM140 218V219H139ZM144 220H143V219ZM152 219V221H151V219ZM164 219L165 221H166V223H165V221L163 222L161 219ZM179 218V219H178ZM181 218V219H180ZM190 218V219H189ZM204 218H205V220H204ZM207 218H209L208 220L210 221H208L207 220ZM8 219H10V220H8ZM20 219V220H19ZM22 219V220H21ZM25 219V220H24ZM29 219V220H28ZM66 219H67V221L68 220H72V223H73V225L75 226V224L77 225V226H79L80 227V225H81V222L83 223L82 224V226H81V228H79V230H78V232H79V234H78V232L76 233V234H74V235H76V236H78V237H75V239H74V236L73 237H69V240H67L66 239V235H68V233L66 232V235H64L65 234V232H63V231H66V228L69 226V229H73V226H72V224L71 223H69V221L67 222L66 221ZM73 219H74V222H73ZM113 219H115V220H113ZM129 221H128V220ZM132 219V220H131ZM139 219V220H138ZM148 219H149V221H148ZM155 219V220H154ZM157 219V220H156ZM175 219H177V220H175ZM185 219V220H184ZM195 219V220H194ZM3 220H5V221H3ZM7 220V221H6ZM15 220V221H14ZM30 220H31V222H30ZM46 222L47 224L46 225H48V226H44V222ZM60 223V224H58V222ZM62 220L64 221L63 223H62ZM78 220H80L81 222H79ZM116 220H119V222L118 221H116ZM123 220V221H122ZM131 220V221H130ZM140 220L142 221L143 220V222L141 223L140 222ZM145 220L146 221H148V223H147V225L145 224L144 225V223H145ZM169 220V221H168ZM181 220V221H180ZM183 220V221H182ZM188 220V221H187ZM192 220V221H191ZM10 221V222H9ZM14 221V222H13ZM17 221V222H16ZM20 221V222H19ZM23 221V222H22ZM26 221V222H25ZM28 221V222H27ZM33 221V222H32ZM39 221V222H38ZM41 221V222H40ZM56 221V222H55ZM78 221V222H77ZM87 221V222H86ZM126 221V222H125ZM172 221V222H171ZM176 221V223H174V222ZM177 221H179V222H177ZM185 221V222H184ZM186 221H187V224H186ZM197 222V224L196 223H194V222ZM203 221V222H202ZM248 221H250L251 223V225H247L246 223H248ZM255 221V220H254ZM3 222H6L5 224L3 223ZM7 222L9 223V224H7ZM13 222V223H12ZM18 222H19V225H18ZM30 222V223H29ZM38 222V223H37ZM42 222L44 223V224H42ZM51 222H52V227H50V224H51ZM65 222H66V224H65ZM71 222V221H70ZM121 222V223H120ZM128 222H130V223H128ZM140 222V223H139ZM155 222V223H154ZM192 222V223H191ZM200 224H199V223ZM206 222H208V223H206ZM224 222V223H223ZM256 222V221H255ZM34 223H36V224H34ZM41 223V224H40ZM75 223V224H74ZM78 223H79V225H78ZM117 223V224H116ZM126 223V224H125ZM132 223H134L133 225H132ZM150 223V226L151 227H153L152 228V230H154L155 228V230H156V232L158 233V231H163V226H166V224L167 223H170V225H171V227L172 228H174V226H177V228L175 227V230L176 229H180V231H179V229H178V231H177V233H176V231L175 232H173L174 230H171L170 228L171 227H169L168 229H165L163 232L164 233H166V234H164L163 232H161L160 233V236L158 235V238L157 237H155L154 239L153 238H148V241H147V237H145L144 235H142L143 233H146L145 231L147 230V229H145L144 228V226L146 227V226H148V224ZM152 223V224H151ZM161 223V224H160ZM174 223V225H172ZM177 223H180V224H177ZM184 223H185V225H184ZM223 223V224H222ZM231 223V224H230ZM244 223V224H243ZM3 224V225H2ZM11 224V225H10ZM16 224V225H15ZM21 224V225H20ZM30 226H29V225ZM34 224V225H33ZM39 226H38V225ZM55 224V225H54ZM58 224V225H57ZM64 224H65V226H64ZM69 224V225H68ZM102 224V223H101ZM139 224V225H138ZM140 224H142V226H141V229H140ZM154 224V225H153ZM156 224V225H155ZM160 224V225H159ZM163 224H165V225H163ZM177 224V225H176ZM192 224H194V226L192 225ZM196 224V225H195ZM206 224H208V225H206ZM220 225V227H217V226H219ZM222 224V225H221ZM249 224V223H248ZM6 227H5V226ZM9 225H10V227H9ZM25 227H24V226ZM34 227H33V226ZM63 225V226H62ZM66 225H68L67 227H66ZM115 225V226H114ZM127 225V226H126ZM136 225V226H135ZM153 225V226H152ZM161 225H162V227H161ZM182 225H184V226H182ZM202 225H204L203 227H202ZM205 225H206V227H205ZM243 225V226H242ZM247 225V226H246ZM7 226H8V228H7ZM15 227V228H18V229H15V228H13V227ZM18 226V227H17ZM35 226H36V228H35ZM59 226V227H58ZM72 226V227H71ZM103 226H104V223H103ZM107 226V225H106ZM122 228H121V227ZM139 226V227H138ZM178 226H180V227H178ZM192 226V227H191ZM198 226V227H197ZM213 227V230H212V228L211 227ZM227 226V227H226ZM230 226H232V227H230ZM245 226V227H244ZM250 227V229H251V226L253 227V226H255V228L253 227L252 228V230H248V228ZM1 227H2V229H1ZM21 227H22V230H21ZM24 227V228H23ZM30 227H32V228H30ZM38 227H41V228H38ZM42 227H43V229H42ZM46 227V228H45ZM53 227H55V228H53ZM62 227H64L63 229H65V230H61L60 228H62ZM71 227V228H70ZM96 227V226H95ZM109 227V228H110ZM125 227V228H124ZM127 227V228H126ZM191 227V228H190ZM195 227V228H194ZM209 227H210V229H209ZM244 227V228H243ZM8 229L9 231H7L6 229ZM11 228V229H10ZM19 228H20V230H19ZM27 228V229H26ZM30 228V229H29ZM38 228V229H37ZM48 228V229H47ZM49 228L50 229H52V230H49ZM57 228V230H55L54 231V229H56ZM77 228V227H76ZM76 228L74 229V230H72L73 231V233L74 232H76L77 230H76ZM86 228H87V226H86ZM111 228V229H112ZM134 228H136V229H134ZM147 228V227H146ZM165 228V227H164ZM183 230H182V229ZM185 228V229H184ZM205 229V234H204V229ZM208 228V229H207ZM215 228V229H214ZM219 228V229H218ZM26 230V232H25V230ZM35 229H37V231H39V232H41V230H39V229H42V231H44V232H41V236H40V238L39 239H37L38 237L35 235V236H33V233H32V231L33 230H35ZM140 229V230H139ZM142 229L144 230V231H142ZM159 229V230H158ZM193 229H194V231H195V234H193L194 233V231H193ZM199 229V230H198ZM201 229V230H200ZM231 229V230H230ZM14 230H16V231H14ZM45 230H46V233H45ZM52 231V233H50V232H48V231ZM81 230V231H80ZM104 230H105V233L107 234V235H109V237H111V239L112 240H114V239H118L120 236H123V237H129L130 235H131V232H132V234L133 235H131L128 239H126V238H121V240H120V238L118 239V240H116V242H117V244H116V242H114L113 243V241L111 240V239H109V237L107 236V240H110L109 242H111L112 244L110 245L109 244V242L105 239V236H104ZM129 230V231H128ZM134 230H136V231H134ZM155 230H154V232L153 233H155ZM166 230H168V231H166ZM187 230H189L188 232H186L185 233V231H187ZM192 230V231H191ZM208 230V231H207ZM210 230L211 231H213V233H210ZM215 230V231H214ZM14 231V232H13ZM19 231V232H18ZM22 231V232H21ZM27 231H28V233H27ZM59 231H62V232H59ZM68 231V230H67ZM97 231V230H96ZM143 232L142 234L140 233V232ZM183 231V232H182ZM218 233H217V232ZM235 232L234 234L232 233V232ZM240 231V232H239ZM248 231V232H247ZM9 232H10V234H9ZM17 232H18V234H17ZM21 232V233H20ZM34 232V231H33ZM56 232H57V234H56ZM114 234H113V233ZM169 232H170V234H169ZM172 232H173V235H175V236H177V237H173L172 236ZM215 232V233H214ZM228 232H229V234H228ZM258 232V231H257ZM21 235H20V234ZM43 233H44V235H43ZM48 233V234H47ZM50 233V234H49ZM55 233V234H54ZM59 233H60V235H59ZM121 233H122V235H121ZM123 233H125L124 235H123ZM129 233V234H128ZM157 233H155V234H157ZM217 233V234H216ZM227 233V234H226ZM6 234H9L10 236H8L9 237V239L7 238V236H6ZM19 235V237L17 236L16 237V235ZM31 236H30V235ZM47 234V236H45ZM78 234V235H77ZM103 234V235H102ZM105 234V235H106ZM111 234H113L114 236H115V238H113L114 236L113 235H111ZM115 234H117V236L115 235ZM140 234H141V236L143 237H145V238H143V239H145L144 241V243H143V246H142V243L140 244L139 242H137V240L138 239H140V241H142L141 239V236H140ZM163 234H164V236H163ZM183 235V236H181V235ZM190 234H191V236L192 237H190ZM203 234V235H202ZM208 234V236H206ZM241 234V235H240ZM14 235V236H13ZM22 235H24V237H21ZM28 235V236H27ZM39 235H40V233H39ZM50 235V236H49ZM52 235H54V237L52 236ZM65 236V238H64V236ZM118 235H119V237H118ZM136 235V236H135ZM188 235V236H187ZM216 235V236H215ZM230 235V236H229ZM233 235H234V237H233ZM238 235V236H237ZM13 236V237H12ZM42 236H45V237H42ZM57 236H58V239H57ZM61 236H63V240L65 241V243L63 244V240L61 239ZM79 236H80V238H79ZM95 236V235H94ZM94 236H92V238H94ZM104 236V237H103ZM135 236V237H134ZM204 236V237H203ZM214 236H215V238H214ZM235 236H236V238H235ZM7 239H6V238ZM15 237V238H14ZM29 237V238H28ZM33 237V238H32ZM35 237H36V240L38 241V242H40V241H42V243L40 244V243H38V244H40V246L36 243V240L35 241H32L33 239H35ZM140 237V238H139ZM160 237V238H159ZM171 237V238H170ZM183 237V238H182ZM188 237V238H187ZM207 237V238H206ZM227 237H228V240H227ZM232 239H231V238ZM4 238V239H3ZM10 238H11V240H12V242H14V243H12L11 245H10V243H8V242H11V240H10ZM14 238V239H13ZM17 238V239H16ZM22 238H24V239H22ZM28 240H27V239ZM46 241L48 238L50 239V242H52V243H49V239L46 241V243H44L45 241H43V239ZM52 238V239H51ZM59 238H60V240H59ZM77 238V239H76ZM79 238V239H78ZM131 238V239H130ZM133 238V239H132ZM135 238H136V241H134L135 240ZM138 238V239H137ZM163 238H165V239H163ZM168 238V239H167ZM175 238V239H174ZM177 238V239H176ZM178 238H180V239H178ZM192 238V239H191ZM202 238V239H201ZM210 238H211V241H208V239L210 240ZM3 241H2V240ZM18 239H21V240H18ZM55 239V240H54ZM70 239H73V240H70ZM94 239V240H95ZM126 239V240H125ZM150 239H153L154 241L153 242H151L150 243V241H152V240H150ZM157 241H156V240ZM160 239H162V240H160ZM167 239V240H166ZM183 239V240H182ZM189 240V241H187V240ZM194 239V240H193ZM203 239H205V240H203ZM4 240H7V241H4ZM17 240H18V244L20 243V245H17L16 243H17ZM23 240V241H22ZM25 240V241H24ZM31 240V242H29ZM54 241V243H53V241ZM56 240H59L58 242L56 241ZM61 240H62V242H61ZM74 240L75 241H77V243L75 242L74 243ZM122 240H124L123 242H122ZM131 240V241H130ZM133 240V241H132ZM150 240V241H149ZM164 240V241H163ZM167 242H166V241ZM173 241V242H171V241ZM174 240H176V241H174ZM177 240H178V242H177ZM193 240V241H192ZM202 240V241H201ZM232 240V241H231ZM233 240H235V241H233ZM260 240H263V241H260ZM70 241V242H69ZM81 242L82 243V245H79L78 244V242ZM88 241V243H87V245H86V242ZM105 241H107V242H105ZM128 241V242H127ZM130 241V242H129ZM139 241V240H138ZM163 241V242H162ZM172 243V244H170V242ZM183 241V242H182ZM190 241H192V243L190 242ZM201 241V242H200ZM204 241L206 242V244L204 243ZM216 241V242H215ZM231 241V242H230ZM24 242H26V243H24ZM28 242V243H27ZM34 244H33V243ZM69 242V243H68ZM132 242V243H131ZM154 242H160V243H154ZM164 244H162V243ZM176 242V243H175ZM180 242V243H179ZM208 242H210V243H208ZM228 242L229 243H232L233 242V244H229V245H227L228 244ZM235 242V243H234ZM240 242V243H239ZM7 243V244H6ZM24 243V244H23ZM35 243H36V245L37 246H39L38 248H37V246H35ZM61 243L63 244V246L65 245V246H67L68 244H70V245H68L69 247L68 248H70L69 249V251H73L72 252V254L70 253V255H68L67 254V256H71L70 258H69V261H68V259H67V257L64 259V261L65 260H67L66 261V263L65 262H63L62 260H61V258L63 259L64 258V254L60 251V250H62L63 251V246L61 245ZM72 243L73 244H75L73 247H72ZM106 243V244H105ZM120 243H122V244H120ZM123 243H124V245H123ZM130 243H131V245H130ZM148 244V245H146V244ZM173 243H175V244H173ZM177 243H178V245H177ZM182 243V244H181ZM191 243V244H190ZM194 243H197V244H194ZM202 243H203V246H200V245H202ZM251 243V244H250ZM263 243V244H262ZM2 244H4V245H2ZM14 244V245H13ZM22 244V245H21ZM26 244V245H25ZM29 244H30V246H33V247H30L29 246ZM43 244V245H42ZM48 245V246H45V245ZM67 244V245H66ZM78 244V245H77ZM83 244H85V246H89L90 247V249L89 248H85V246L83 245ZM126 244V245H125ZM133 244H136L135 246H137V245H139L140 244V246H137V247H135ZM156 244V245H155ZM157 244H159V245H157ZM161 244V245H160ZM180 244V245H179ZM187 244V245H186ZM192 244H194V245H192ZM200 244V245H199ZM240 244V245H239ZM16 245V246H15ZM28 245V246H27ZM41 245H42V247H48V249H46L45 251H47V252H44L43 250H41V249H43L42 247H41ZM54 245L56 246V248L54 247ZM59 245V246H58ZM62 246V248H60L61 246ZM109 246V247H111L112 248V245H113V247H115V249L114 248H109V247H105V246ZM146 247H145V246ZM152 247H151V246ZM155 245V246H154ZM182 245V246H181ZM197 245V246H196ZM231 245V246H230ZM252 245H253V247H252ZM7 246H10V249L13 251H11V250H9V248L7 247ZM12 246H14V247H12ZM18 246H19V249H17L18 248ZM29 247L28 249H24L25 247ZM49 246L51 247V248H49ZM75 246H77L76 248H75ZM79 246V247H78ZM81 246V247H80ZM84 246V247H83ZM124 246V247H123ZM148 246V247H147ZM157 246V247H156ZM160 246V250H159V247ZM176 246H178L179 247V249L176 247ZM200 246V247H199ZM26 247V248H27ZM83 247V248H82ZM118 247V248H117ZM119 247L121 248V249H119ZM125 247H127V248H125ZM138 247H140L139 249H138ZM150 247H151V249H150ZM155 247H156V249H155ZM189 247V248H188ZM198 247L200 248L199 250H201L202 249V251H200L199 253H198ZM13 248H14V250H13ZM31 248V249H30ZM39 249L38 250V253L36 252L37 250H35V249ZM52 248H53V251H52ZM60 248V249H59ZM73 248V250H71ZM79 250H78V249ZM82 248V249H81ZM86 249V250H90V252H89V255H90V253H91V255L89 256V255H87V251L85 250H83V249ZM122 248L125 250H122ZM129 248L131 249V251L129 250ZM134 248H136V250L134 249ZM176 250H175V249ZM187 248V249H186ZM196 248V249H195ZM235 248L232 250V252L234 253V251H235ZM24 251H22V250ZM50 249H51V251H50ZM78 251H77V250ZM128 249V250H127ZM138 249V250H137ZM152 249H154V250H152ZM191 249H193V251L191 250ZM195 249V250H194ZM216 249V250H215ZM238 249V250H237ZM244 251H243V250ZM245 249L247 250V251H245ZM17 250V251H16ZM20 250V251H19ZM28 250V252L29 253H27L26 251ZM40 250H41V252H40ZM109 250H113L112 252H110ZM124 252V253H126V254H124V253H122V251ZM135 250V251H134ZM141 250H144V252L143 251H141V254H140V251ZM146 250V251H145ZM149 250V251H148ZM190 250V251H189ZM197 250V251H196ZM230 250H229V252L227 251V250H225L224 249V251H225V255L227 256V259L229 258L230 259V257H231V259H230V261L232 262V260H233V255H232V252L230 253ZM240 250V251H239ZM6 251L9 253H7L6 254ZM9 251H11V252H9ZM33 251H35V253H32ZM50 251V252H49ZM55 251H56V253H55ZM77 251V254L75 253ZM117 251V252H116ZM130 251V252H129ZM132 251H134L135 253H133ZM151 251H153V252H151ZM173 251V252H172ZM15 252H19L18 254L17 253H15ZM29 255V257H28V255L26 254V253ZM59 252V253H58ZM63 254V255H59V254H61V253ZM86 252V254H85V256L83 255L84 253ZM93 252V251H92ZM108 252V253H107ZM121 254H120V253ZM129 252V253H128ZM143 252V253H142ZM145 252L147 253V254H145ZM148 252H150V253H148ZM157 252V253H156ZM191 252V253H190ZM3 253H5V254H3ZM11 253H12V255H11ZM20 253H23V254H20ZM30 253L32 254V255H30ZM40 253V254H39ZM50 253V254H49ZM56 255H55V254ZM80 253V254H79ZM82 253V254H81ZM99 254V256L101 255L102 256V253H103V256H102V259H104V257H105V259L102 261V260H100V258L98 257V259H96V257L98 256V254ZM106 253V254H105ZM115 253H119V254H115ZM131 253H133V254H131ZM196 253V254H195ZM204 253V254H203ZM229 253V254H228ZM238 253H240V254H238ZM3 254V255H2ZM16 254V255H15ZM35 254V255H34ZM37 254V255H36ZM47 254H49V255H47ZM51 254L53 255V256H51ZM74 254V255H73ZM143 254V255H142ZM152 256H151V255ZM160 254V253H159ZM158 254V255H159ZM216 254V255H215ZM244 255V257H242L243 255ZM2 255V256H1ZM7 255V256H6ZM14 255L15 256H23L24 258H22V256H21V259H20V256L19 257H14ZM39 255H41L40 257H38ZM47 255V256H46ZM54 255L56 256V257H54ZM83 255V256H82ZM97 255V256H96ZM118 255V256H117ZM129 255H130V258H128L129 257ZM132 255V256H131ZM150 255V256H149ZM154 255V256H153ZM232 255V256H231ZM248 257H247V256ZM14 257V258H12V257ZM25 256H27V258L25 257ZM33 256V257H32ZM57 256H59V258L58 259H56L57 258ZM72 256H73V258H75V259H71L72 258ZM75 256H77V257H75ZM83 257V260H82V257ZM88 256V257H87ZM100 256V257H101ZM124 256V257H123ZM144 256H146V258L144 257ZM149 256V257H148ZM230 256V257H229ZM10 258V259H8V258ZM31 257V258H30ZM49 257V258H48ZM93 257V258H92ZM95 257V258H94ZM109 257V255H107V258H110ZM116 257V258H115ZM122 259H121V258ZM154 257V259L152 260V258ZM177 257V258H176ZM7 258V259H6ZM17 258L20 260V261H18L17 260ZM25 258L27 259V260H29V262L27 261V260H25ZM50 258H51V260H50ZM80 258V259H79ZM89 258V259H88ZM91 258V259H90ZM126 258V259H125ZM145 258V259H144ZM148 258H149V260H150V262L148 261ZM151 258V259H150ZM178 258L180 259V260H178ZM246 258H248V259H246ZM43 259H45V260H43ZM85 259V260H84ZM86 259H88V260H86ZM124 259H125V261H124ZM229 259H228V262H229ZM9 260V261H8ZM24 260V262H22ZM50 260V261H49ZM54 260V261H53ZM76 261V263H75V261ZM93 261V263H92V261ZM102 261L101 263L99 262V261ZM121 260H123V261H121ZM147 260V261H146ZM160 260H161V256H160ZM176 260H178V262H176ZM183 260H186L185 262L183 261ZM31 261V262H30ZM40 261V262H39ZM73 261V262H72ZM87 261V262H86ZM152 261V262H151ZM28 262V263H27ZM51 262V263H50ZM114 262V263H113ZM121 262H123V263H121ZM154 262V263H153ZM157 262V263H156ZM174 262H176V263H174ZM13 263V262H12ZM69 263V264H70ZM31 264H33V263H31Z\"/></svg>", "mask_w": 264, "mask_h": 264}]
</instances>
